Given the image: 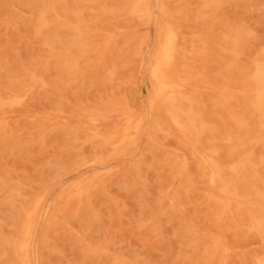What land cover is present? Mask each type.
I'll list each match as a JSON object with an SVG mask.
<instances>
[{"label": "rangeland", "instance_id": "rangeland-1", "mask_svg": "<svg viewBox=\"0 0 264 264\" xmlns=\"http://www.w3.org/2000/svg\"><path fill=\"white\" fill-rule=\"evenodd\" d=\"M30 1L27 2V0H0V61H1V63H0V79L1 78L3 79V80H0V83L4 82V84H5L4 85L5 87L2 86V84H0V88H2V90L0 89L1 92H2V93L0 92L1 93L0 95L7 100L10 97L9 94L10 93H12V94L14 93V91L12 90L13 88H14V90L16 92L17 90H20L23 87L25 82H21L22 83V87H21V85H19L20 84L19 81H22V80L26 81L25 79H27L29 77L28 75H30V74H28L29 72L33 73V72H37L38 71L37 73H40L41 69L44 67V69L42 70L43 72H41V75L45 74L44 71H46L47 68L49 69V66H50L51 63H52L53 66L51 65L52 67L50 66V68H51V70L53 68L54 69L52 71H50V69H49L48 72H50V73L52 72V74H49L47 72L46 73V75L48 74L47 76H50V78L52 79V77L55 75L54 76V81H55V77L57 76V74H59V75L56 77V80L60 79L61 76H63V74L65 76H63L64 77L63 79L61 78L62 79L61 81H64V82H61L60 80H58L59 83L57 82V85L60 84L59 87H61V88H59L56 85L58 87L57 88L55 86V82L56 81L54 82L53 79L50 80V78H49L48 80H46V82L47 81L49 82L47 84V86H46V87H49L48 90H46L47 89L46 87L39 88V89L37 88L35 90L36 91L38 90V91L36 92L34 90L36 93L33 91L34 94L31 93V96L28 97L30 100L26 99L25 100L26 102L25 101L23 102L25 104V106L27 105V102H29V104L27 105L28 107L27 106L26 107H27L28 110H30L29 107H31L30 112L32 111V109H35V110L32 111V115H31L30 112L28 113V110L23 107L24 104H22V106L20 105L21 107L19 106L16 109L14 108V106H9V107L4 106L2 109H5L7 107L6 110H5V113L7 111L6 114L4 113V111H2L0 109V111H1L0 114L1 115H2V113L4 114V116L2 115L3 117L0 115V118L2 117L1 118L2 120L4 119V117H5V119H7L6 120V122H7L6 125H8V126L6 127L7 128L6 131L10 132V133H8L9 135H5V134H7L6 131L1 129L0 137H2V138H0V141H3V142L6 141V137H3V134H2L3 132H4V136H7V140H8L7 141L8 143L6 142L7 144H9V143L11 144V142H14L15 138H16V144H15V142L13 144H11L12 147H11V145H7L6 143L0 142V145H2V144H4V145L6 144L7 145V146L6 145L5 146L2 145L3 148L0 146L1 147L0 148V235H1L0 236V241H1V239H5V240H3L5 242L1 241L0 244L2 243L4 245V244L7 243V241L10 243L9 245L7 243L8 246L4 245L6 247H4L2 244L0 245V255L2 254L0 256V264H16V261H17V264H20L18 262L17 258H16L15 252L13 251V248H12L11 244H12V242H14V239L18 235V231L20 229L19 227L21 225V218L23 217V214H24L23 213L24 209L27 206L31 205L32 202H33L32 200H34V198H36L37 196L42 197L41 198L42 204L40 203L41 204L39 206L40 208L37 209L39 212L36 213L37 217L35 216L38 222H37V225L35 226L36 228H35V232H34L32 243H31V247H30L31 248V252H30V260L31 261H30V264H99L98 261L102 262L101 264H112V263L113 264H130L132 262H133L132 264H142V263L143 264H185L187 262L190 263V264H193V263L194 264H198V263L202 264V258L205 259V260H203V264H205V263L206 264H215L217 262H218L217 264H220V263L221 264L222 263L223 264H246L247 258L249 257V255H251L254 252H257L259 249L262 250V247L257 242L256 238H254V236L252 234L250 236L247 235L249 238L245 237L247 232L245 231V229L242 232L243 228H241L240 227L241 225H239L241 223V220L239 221V219L237 220V219L225 218V220H227V221H225L224 219H221V220L217 221L215 219V217L213 216V212L211 211L212 209H211V206H210L211 203L209 202L208 199H209V196H211L210 194L217 195L218 192H216L217 189L211 187L207 183L204 174L202 176L200 175L202 173L201 171L199 172V170H198V169L202 170V168H199L200 165L197 162H196L197 165L194 163V161H198L196 155L199 153V151H196V147L195 146L193 148V145H192L191 142L193 141L194 145H196L195 144L196 141H194V139H191L192 136L190 137V135H192L191 133H194L195 131L194 132H191L192 130L189 131V132L186 131L187 133L186 132H178V131H180L179 128L177 126H175L174 124H173L174 126L171 125V122L168 119V117L163 119V117H165V114L162 112L163 111L162 107H157L158 109L157 108L155 109V112H156L155 115H153L155 112L151 113L152 109H150V107L148 105V99H149V95L151 93V87L148 84V77H149L148 76L149 75L148 70H149V65H150V62H151L150 58L152 57V48H151L152 47V43L155 42V33H156L155 27L152 25L151 28H149L151 32L150 33L148 32V34H145V33H147V30L145 28L146 25H145L144 22H140V24L141 23L144 24V27H141V28H140V26H139V28L136 27L139 24V20L136 17H134L133 15L131 16V14H129V12L126 13L127 15L125 14L127 9L125 10L124 8H127V7L125 5V1H123V0L122 1L118 0L119 3H118L117 0L116 1L112 0L113 1L112 3H110L111 2L110 0H109L110 2L109 1L105 2V0H100V1L99 0H97V1L95 0L94 2H96V6L99 7V9H97V7L95 8L93 6V5H95V3L93 4L92 0H87L85 2H84V0H77V2L75 0L74 1V3H75L74 6L72 5V4H74L72 2L73 0H71V4L68 3L69 1L65 0L66 3H64L65 1L62 0L63 1V5H62L63 9H61V7H59V5L61 6V4H62V2H59L61 0H59V1L57 0V3L55 2L56 0L55 1L54 0H50V1L46 0L47 2L50 3V5L48 3V5L50 7H52L54 5L55 8L56 7L59 8V9L56 8L58 11L61 9L60 11H62V12L59 15L61 17L65 13V15H64L65 18L63 16V17H61V20H63V21L59 20V22L62 24L61 25L59 23L61 25V27H62L61 28L58 25V22L56 21L53 12L48 10V12H46V14H45L46 18H44V19H46L48 21V24H47V21H45L46 23H44L43 24L44 26L42 25L43 26L42 27V26H40L41 19H39V21H38V18H40V15H41L40 7H42V4H41L42 2L40 0H38V1L33 0L31 2ZM79 1L80 2L83 1V2L80 3ZM89 1H90L91 4L89 3ZM151 1L153 2V3L151 2L152 5H153V11H154L155 14H157V5L159 4V2H158L159 0H151ZM164 1H165L166 5L169 7V9L170 10L172 9V11H175L176 13H177L178 10L184 9L183 11L179 12V13H181V15L179 13L175 14L176 16H178V15L180 16V17L178 16L179 17V23H180L179 25H181V27H185L187 33L189 31V33H188L189 37H188V36H186L187 33L183 32V31H185L184 28H181L182 34H183V36L184 35L185 36L181 39V45H182L181 47H182V49H181L180 64H181V67L183 66L182 69L184 68L185 70H183L184 71L183 72L182 69H181L182 72H180V73H181L182 76L188 77L189 85L191 86V87L189 86V88L191 90L195 91L194 94H195V97L197 99V101L194 104L195 110L197 112L201 113V116L203 115L202 119L206 118L205 122L206 123L209 122L207 124L208 125L210 124V126L212 127L211 128L209 126L210 129H212L210 131L211 134L214 133V134H212L213 137L210 134V137H211L210 138L208 133H207L208 137L204 136L203 135L204 133L201 134L202 137H200V135H198L195 132V134H193V135L195 136V138H198L196 140L198 141L197 143H199L198 146L197 145L196 146H197V148H199V145L202 144V147H204V148L203 149L199 148V149L203 150L202 152H204L205 145L203 143L206 142V146H207V142H208L209 143V146H207L208 148H216L217 147V149L220 150V154L222 156H223L222 153H224V158L221 157L223 161L231 160L233 158H230V156L234 157L235 154L237 153V151L235 150L234 141H232V143H230L229 141L231 139L232 140L234 139L233 136H237L239 134V130L236 127V125H233L232 122H231L232 124L230 123V121H229L230 120V118H229V114L230 113L233 114V112L238 108L237 110L239 112H241V110H242V112L245 111V114L244 113H237V110H236V114L234 113L235 115L238 114L243 119H244V117H243L244 115L246 116V119L249 118L250 116L253 117L252 120L250 119L251 117L249 118V120L251 122H253V124L250 121H248V122H249V124L251 123L250 126L253 127V128H251V127L250 128L252 129L251 132L252 133L254 132V136H253V134L251 132H248L247 134L246 133L243 134V133L240 132L244 136H242L241 134H240L241 136L239 135L240 137H243L244 140L247 139L245 141V143L247 145H250L249 143H251L250 146H253L254 145L253 143L255 142L256 137H258V139H259L260 135L264 136V135H262L263 131L260 129V126L258 127L260 129V131H259L258 128H255L257 125H259V123H257V122L260 121V118L258 119V116L257 117L256 116H252V115H254L253 109L251 111V108H253V107H251L252 106V98L253 97L252 98L250 97L251 101H249V98H248L251 95L253 96L254 95L253 91H255V90H253V86H252L253 83L252 84L250 83L251 82L250 79L252 80L253 73L255 71L254 67H256L255 65L257 64V62H258V64H261L262 60H263V56H261L260 54L262 53V55H263V51H264V44L263 45L261 44L262 42L264 43V12H261V10L264 11V2H263L264 0L263 1L260 0L259 2H257L258 0H250V2H249V0H245V1L242 0L244 3L242 1L240 2V0H237L238 2L235 1V0H233V1H231V0L230 1L219 0V1H221V3L217 2L218 0L216 2H214L215 0H213V3H212L211 0H209L210 2H208V0H207V2L209 4L206 7H210L211 6V8H210L211 11H208V9L204 5L206 3L204 1H206V0H203V1L197 0L196 1L197 3H195V0H191V2L194 1L192 3L190 1L188 3V0H184V1L183 0H164ZM222 1H224V2L222 3ZM251 1H252V3H251ZM253 1H254V3L255 2L259 3L260 7L257 6L258 4L256 5L257 8L254 7L255 4L253 3ZM33 2H38V4H40L38 6V4L35 5L36 3H34V5L36 7H38V8H35V6L33 5ZM39 2H41V3H39ZM53 2L56 3V4H54ZM98 2H100V3H98ZM123 2H124V5H123ZM239 2L242 3V4H239ZM26 3L27 4L30 3V4H28V6H27ZM59 3H61V4H59ZM67 3L69 4L68 6H67ZM86 3H87V6H86ZM113 3H115V4H113ZM190 3L192 5H193V3H195V5H197V6H195V5H193V6L197 7V9H195V7L193 8V6H190L191 5ZM211 3H212V5H210ZM217 3L221 4V6H223V7L220 8L219 7L220 5L217 4ZM245 3L247 5L246 8H248V10L249 9L252 10L253 13H252V11L250 13V10L248 11V10H246L244 8L245 7L244 6ZM247 3H249V5ZM79 4H82L83 7L81 5H79ZM103 4H105V6H101ZM188 4H189V6H188ZM201 4H203L204 7ZM262 4H263V6H262ZM30 5H31V7H30ZM55 5H57V6H55ZM64 5L67 6V8ZM70 5L73 6V8L70 7ZM115 5H117L116 6L117 9L115 8ZM200 5H201V7H199ZM252 5H254V6L252 7ZM78 6H79V8H78ZM80 6H81V8H83L82 10H85V11H83V13H84L83 19L84 18L85 19L82 21L84 23V26H86V25L89 26L88 24L91 25L90 28L88 27L89 28V30H88L87 26L83 28L82 27L83 24L80 23V24H82V25L79 26L80 30L82 31V33H81L82 35L81 36L85 37V35H87L86 37L90 36L89 38H91V34H92L91 41L90 40L89 41L86 40L87 39L86 37H85L86 39L82 37V40L80 41L81 38H79V40H78V38H77L78 36H75L74 33H71V35H73V37H71L69 32H73V31H71V30L67 31L68 29L63 26V24L65 23L66 20L68 21L69 19H71V17H69L68 14L70 16L72 15V18L74 19L73 10L76 7L78 9H80ZM186 6L191 8L192 12H190L191 9L189 10V8H188V10H189V12H188ZM28 7H29V9H28ZM91 7H94V9H92ZM103 7L105 8V10H107V13H106V11H104ZM122 7H123V9H121V10L125 11L124 13L122 11H120V9H118V8H122ZM198 7L200 8V11L204 10L206 8L204 10L205 12L207 10V13L208 12L210 14L212 13L211 15L208 13L209 14V15L207 14L208 17L212 16L213 18L211 17V19H209L206 16L205 12L201 11L202 13H200L198 11ZM218 7H219L220 10L217 9ZM251 7H252V9H251ZM213 8H215V9H213ZM31 9H32V12H31ZM35 9L37 10V14H40L39 16L38 15L36 16L37 18L35 17V15H36V12H35L36 10ZM67 9H69L71 11V12L68 11V14H66L67 13V11H66ZM253 9H256L255 13H254L255 10H253ZM257 9L258 10L261 9V10L258 11ZM38 10H40V11H38ZM87 10H88L89 13L86 12ZM99 10L101 12H98ZM193 10H195V11H193ZM216 10H218V12L220 11L219 14H221L218 17H217L218 12ZM92 11H94V12H92ZM90 12H92L93 14L94 13L95 14H97V13L98 14L99 13L105 14L106 13L105 17L108 20H105L104 16L101 15V14L100 15H101V17L103 16L102 18H103L104 21L102 20V18H100V16H98V14L96 15L98 20H96L97 18L96 17L94 18L95 15L92 16L93 14L90 13ZM195 12H199L200 16H197L198 13L196 14ZM32 13H34V14H32ZM47 13H49L50 15L49 14L47 15ZM51 13H52V16H51ZM62 13H63V15H62ZM191 13H193V14H191ZM203 13L205 15L204 17L201 16ZM31 14L34 16L33 18H36V19H32L31 18L32 17ZM122 14H125L126 16H128V18L126 17V18H124L125 20L124 19L122 20V17H125V15H122ZM90 15L95 19V21L93 23H91V22L94 19H92ZM115 15H116V17H114ZM189 15H191V16H189ZM87 16L90 17V19L87 18ZM117 16H119V17H117ZM215 16L218 19L215 18ZM220 16H221V18L223 17L222 18L223 20L221 18H219ZM67 17H68V19H67ZM189 17L191 19H188ZM48 18H50V19H48ZM51 18H52V21H50ZM63 18L66 19V20H64ZM86 18H87V20L88 19L89 20L92 19L91 22H89V23L87 22L88 23L87 24L86 23V21H87ZM206 18H207V20H206ZM214 18L217 19L218 22H220V23L214 21L215 20ZM73 19H71L69 21H75ZM99 19H100V21H99ZM203 19H205V20H203ZM27 20H29L30 22L27 21ZM31 20H34V21L37 20L38 22L37 21L36 22L38 23L39 26H37L36 22L31 21ZM132 20H133V23H131ZM201 20H203V21H201ZM137 21H138V23H137ZM193 21L195 23H197V25H195V23ZM210 21H211V25H207V26H211V27H209V28H211L209 30V28H207L205 22L208 23ZM212 21L214 22L213 25H212ZM224 21H225V23H224ZM28 22H29V24H28ZM51 22H52L53 26L50 24ZM53 22H56V23H53ZM187 22H189V23H187ZM226 22H230V24L226 23ZM31 23H33V24L31 25ZM185 23H187V27H186ZM233 23H234V25H233ZM241 23H243L244 25L241 24ZM46 24L47 25L50 24L52 29L47 28L48 26ZM55 24H57L58 27H60L61 29H58L57 25L55 27ZM142 24H141V26H143ZM208 24H210V23H208ZM221 24L224 27L228 28L229 30L232 29L231 33H230L231 34L230 36H229V33H228L229 30L228 29L227 30L223 29L222 28L223 26ZM231 24L233 26H229ZM235 24H236V26H235ZM29 26L31 27V30H30ZM33 26H34V28H36V29H34L36 31L37 30H41L43 28V30L39 31V32H40V34L42 33L41 36H44V39L41 40L42 37L39 36L40 35V34H38L39 32L37 33L36 31L34 32V30H32ZM195 26H197V27L194 28ZM212 26H213V28H212ZM240 26L241 27L242 26L243 27L247 26L246 28L247 29L249 28L251 31L249 29L247 31L246 28H244V30H242L243 29V27H242V29L239 32ZM28 28H29V30H28ZM128 28L129 29L130 28L133 29V31L129 30ZM214 28H215V31L213 30ZM63 29H65L68 32L69 36L67 35V32L64 31ZM107 29L109 31L112 30L111 32H113V33L107 32ZM134 29H135V31H134ZM199 29H202V30H199ZM50 30H52L51 31L52 33L49 32ZM56 30H59L60 32L57 31L56 33H53ZM83 30H84V32H83ZM87 30L89 32H87ZM126 30L128 32L129 31H131V32L127 33ZM212 30H213V32H216V33H213ZM224 30H225V32L228 31L227 32L228 35L224 32ZM32 31L34 32V34H33ZM114 31H115V33H114ZM209 31H210V34H209ZM219 31H221V32L218 34L217 32H219ZM242 31L243 32L245 31L246 34H244ZM249 31L252 32L253 34L249 33ZM134 32H136V33H134ZM141 32H143V33L141 35H139ZM206 32H208V33H206ZM238 32L240 34L243 33L246 37H243L244 35H239ZM247 32L249 34H247ZM36 33L38 34V37L36 36L37 35ZM43 33H45V34H43ZM49 33H51V38H49L50 37V35H48ZM58 33H60L61 35L58 34ZM83 33H85V34L83 35ZM88 33H90V34L88 35ZM234 33H237L236 35L239 36L238 39H241L244 42L243 38H245L246 41H248V42L245 41L246 43H244V45H243V42L240 40V43H238L239 45H237L236 42L237 41L239 42V40H235V38L237 39L238 36H236ZM53 34L57 35L56 37H54V39L52 38ZM64 34H66L68 37H71V38H73L75 40H78L80 42H78V44H77L73 39L67 38L66 35L64 36ZM135 34H137V36ZM205 34H209V35H205ZM225 34H226L227 39H225L226 37H224ZM250 34H252L253 36L250 35ZM45 35H47V36H45ZM247 35H248V37H249V35L252 36L254 39L252 38V40H251V37H249L250 41L247 40L248 39ZM61 36L65 37L67 39L66 43H65L66 39H64V40L61 39V38H63ZM81 36H79V37H81ZM135 36L138 37L139 39L136 40L137 39L136 38L135 41H133ZM228 36H229L230 39L228 38ZM39 37H41V38H39ZM46 37H48L49 39H47ZM57 37H59V41H57L58 44L55 43L56 40H58ZM140 37H144V38H140ZM185 37L187 39H185ZM223 37H224V39H223ZM240 37H242V38H240ZM100 38L103 39V40H106V41H104L105 44L103 43V41H100L101 40ZM213 38H215V39H213ZM232 38H233V40L235 42L234 43L235 44L234 45L235 48H232V47H234L233 44L231 43V42H233ZM60 39H61V41H60ZM69 39H71L70 42L72 41L71 42V43H73L72 45L75 44L76 48L77 47L80 48L81 46L83 48V46H84V48H86V49L84 50V49L80 48L81 49V51H80V49L77 48L78 49L77 50L74 46L73 47L76 50L73 47L69 48L68 45H71V43L69 44V41H68ZM83 39H85V40H83ZM143 39H144V41H143ZM222 39L224 40V42H228L230 44H228V43L221 44V43H223ZM45 40H46L47 43H43V42H45ZM51 40L52 41L55 40V41L52 42ZM62 40L64 41V44H61L63 42ZM141 40H142V42H141ZM226 40H228V41H226ZM229 40H230V42H229ZM255 40H256V42H255ZM130 41H133L134 43L137 42L136 43L137 45L134 44L133 42L129 43ZM138 41L140 43H142L143 45H145V46L144 47H143V45L141 46L138 43ZM145 41H147V42H145ZM39 42H40V44H39ZM59 42H61V43H59ZM87 42H89V49L90 50L87 49L88 46H85ZM107 42H108V45H111L110 43H112L113 47L111 46V47L107 48ZM217 42H218V44H217ZM252 42H253V44H252ZM81 43L85 44V45H82ZM90 43H91V45H90ZM100 43L101 44L103 43L102 46H100ZM219 43H220L221 46H218ZM247 43H249V44H247ZM258 43H259V45H258ZM43 44H46L48 46L45 45V48H44ZM66 44H67V46H66ZM76 44H77V46H76ZM130 44H134V46L132 45V48H131ZM210 44H213L215 46L210 45ZM40 45H41V47H40ZM49 45L52 47V52H51V47ZM56 45H57V47H56ZM61 45H63V46H61ZM105 45H106V47L104 48L103 46H105ZM138 45H140V47H142V48L140 49V47ZM227 45H231V46H229L231 48L228 47L229 48L228 49L226 47ZM248 45H250V47H248ZM99 46L101 48L103 47V49H101V48L99 49ZM209 46H210L211 49L208 48ZM239 46L241 47V50H243V51L246 50L247 52L241 51ZM243 46H245L246 48L248 47V48L246 49ZM252 46L254 48H256L257 50L256 49L253 50ZM39 47H40V49H39ZM46 47L48 48L47 49L48 52L46 51ZM58 47H60V48H58ZM62 47H63V49H61ZM64 47L66 48V51L64 50ZM223 47L224 48L226 47V48L224 49ZM242 47L244 49H242ZM119 48L121 49L120 52L118 51ZM133 48H134V50H132ZM136 48L137 49L139 48L138 52H140V53H138L136 51ZM219 48L220 49L223 48L222 52L225 51V52H227V54L225 52L222 53ZM261 48H262V50H261ZM41 49H42V51H41ZM56 49L58 50V52L59 51H63L62 54H64V52L65 53L67 52V54H64V55H66L65 56L66 58L63 59L64 55H62V54H61L62 56H59L60 52L58 53L56 51ZM67 49L68 50L69 49H72V50L74 49L75 52L73 51V53L71 52L72 53L71 54L70 51H72V50L68 51ZM104 49H106L108 51H106ZM127 49L129 51L132 50L131 54L134 53V52L138 53L139 57H138L137 54H136L137 56L134 57L135 56V53H134L133 54L134 56L132 57V59H130L132 55L130 56V52ZM216 49L220 50V51L218 52ZM226 49H228V51H226ZM53 50H54V52H53ZM99 50H100V52H99ZM229 50L230 51L232 50V53H230ZM44 51L46 52V54L44 53ZM86 51H89V52L86 53L85 57L84 56L83 57L78 56V57H80L78 59L75 57V56L78 55L79 52H82V55H83V53L86 52ZM101 51L103 52L104 56H107V57H105L106 58L105 61H104V59H102L103 55H102ZM105 51L106 52L110 51V53L107 54ZM249 51H251V53H249ZM50 52H51V54L52 53H55V54L57 53V55L59 54L58 55L59 57L57 55H53L54 57L51 56V58H50V56H48V55H51V54H48ZM217 52L219 54H217ZM233 52H235V53H233ZM236 52H237V54H236ZM252 52H253V54H252ZM259 52H260V54H258ZM36 53H40L41 56L40 55L38 56ZM74 53L76 54L74 56V58L73 57L70 58L71 56L74 55ZM104 53H106V54H104ZM127 53H129V54L127 55ZM241 53H242V55H241ZM246 53H247V55H246ZM230 54H233V56L232 55L230 56ZM43 55H46V56H43ZM80 55H81V53H80ZM206 55L207 56L211 55V56L207 57V59H205ZM221 55L222 56L224 55L225 58L222 57ZM258 55H260L262 58L259 56L261 58V59H259ZM5 56L9 60L4 58ZM35 56L37 57V58H35V61H36V63L38 65L35 64V61L34 62L32 61V60H34L33 58ZM218 56H219V59L217 58ZM220 56H221V58H220ZM227 56H228V59L230 58L229 60L227 59ZM241 56H242V58H241ZM2 57H3V59H1ZM29 57L32 58V59H30ZM40 57H42V58H40ZM67 57H69V58H67ZM237 57H239V59ZM45 58H48L49 59L48 61H50L51 63L48 64L47 61L45 60ZM52 58H61L62 60L61 59L52 60ZM100 58H101V60H100ZM190 58H192L194 60H191ZM198 58H199V60H202L200 64L196 63V62H200L199 60H197ZM212 58H214L216 61L213 59L214 62H212ZM66 59H69L68 61H72V60L73 61H78L79 60L77 62V64L79 63L80 67L78 68L77 65H76V67H74L75 70L73 69L74 71H72V70L67 71L68 69L65 67L66 64L65 65H63L64 63L61 64V62L62 61L65 62ZM43 60H45V62L47 64V65L45 64L47 66L46 70H45V66L44 65L39 66L41 63L42 64L44 63ZM217 60H218V62L219 61L220 62L217 63ZM233 60H235V61H233ZM242 60L243 61L247 60L248 61L247 64L251 63L252 66H250V64L247 65L246 62L244 61L243 63L247 65V67L244 68V66H246V65H244L242 63ZM2 61H4V62H2ZM57 61H59V63ZM102 61H104L105 63L102 62ZM208 61L210 63H206L205 64V62H208ZM239 61H240V63H239L240 66L242 65L243 67L242 66L240 67L239 64H238V68H237V63ZM250 61H252V62H250ZM30 62H31V64H30ZM139 62H140V65H139ZM4 63H5V65H3ZM8 63L12 66V69L14 70V72L17 71V72H15L16 74L14 73L15 74L14 76L10 75V77H8V75L10 73L13 74L11 66L9 65L8 68L6 66V65H8ZM14 63H16V64H14ZM33 64H34V66L36 65L35 68H34ZM54 64L57 66V69H58V65L61 64L63 66H61V65L60 66L62 68H65L66 70L64 71V69H62L63 72L61 71V68H60V70L59 69L55 70L56 67H54L55 66ZM194 64H196V65H194ZM17 65H18V68H16ZM234 65H235V67L238 70L235 69ZM13 66H16L15 69H14ZM32 66H33L34 69L31 70ZM37 66H39L40 68L37 67ZM210 66H213V67L216 66L214 68L215 70L213 69V67H210ZM224 66H225L226 69H224ZM248 66H250L251 68L248 67ZM23 67H25V68L23 69ZM229 67H230V69H229ZM231 67H233V70L231 69ZM5 68L7 70L11 69V70H8V71H11V72L8 73L6 70H4ZM36 68H37V71H36ZM77 68H78V71H76ZM138 68H139V70H138ZM197 68H198V70H201V71H198ZM210 68H212V69H210ZM16 69H18V70H16ZM22 69L24 70L23 72H22ZM207 70H209V71H207ZM216 70H218L219 72L216 71ZM224 70H225V72H224ZM229 70L231 71L230 72L231 74L228 72ZM243 70L246 72L245 74L240 73V72H243ZM55 71H58V72L60 71L62 74H60V72L57 73ZM66 71H67V74H65ZM205 71H207L208 73H206ZM248 71L250 73H248ZM1 72L3 74L6 72L7 76L1 74ZM70 72H71L72 80L68 79V82L70 81L72 83L69 82V84H68V82L66 81L67 80L66 76L68 75V77H70ZM110 72H111L112 75L110 74ZM223 72H224V74L229 73V75H225L224 76ZM18 73H19V77H17ZM76 73H78V74L76 75ZM107 73L110 74L111 76H114L115 78L114 77L110 78L111 76L110 75L108 76ZM24 74L27 75V78H26V75L24 76ZM113 74H115V75H113ZM232 74H234V75H232ZM237 74H239L241 76V78H239L241 80H242V78L244 79V77H246L245 80H243V81H246V80L249 79L250 82L249 81L245 82L247 84V86H248L247 88L243 87L245 85L244 82L240 81L242 85L240 84V82H237V81H239L236 78L237 76L239 77V75H237ZM248 74L249 75L252 74L251 75L252 78ZM2 75H3V77H2ZM46 75H44L45 76L44 79L48 78ZM51 75H52V77H51ZM243 75H245V76H243ZM246 75L248 77H250V78H248ZM12 76H13V78H12ZM75 76H78L79 80L77 78L75 79L74 78ZM107 76L110 78V80H109V78L107 79ZM192 76H194V77H192ZM211 76L214 77L215 80H213V78ZM220 76H221V78H220ZM230 76H232V77H230ZM192 78H194V80ZM201 78H203L202 79L203 81L201 80ZM232 78H234V79H232ZM4 79H7V80H4ZM19 79H21V80H19ZM74 79H75L76 82L73 81ZM111 79H114V80H112V83L110 84ZM222 79H225V80H223V82H222L221 81ZM108 80H109V82H108ZM233 80H235L236 82L233 81ZM5 81L8 84L5 83ZM50 81H51V83L53 85L50 83ZM194 81L196 83H198L200 86L196 85V83H194ZM218 81H219V83L221 82V84H219L221 86L223 85L222 83H224V82H226V83H227V81L231 82V83H229V85H227L228 83L227 84L225 83L226 87L230 86V88L228 89V87H227L228 90L227 89L224 90L226 88L225 85H223L224 88L223 87L220 88L221 86L218 87L219 86L218 85ZM10 83H11L12 87L14 86L13 88H10L11 87V86H9ZM12 83L14 85H12ZM61 83H66L67 85L66 84L62 85ZM232 83H233V85L235 84V86H236V84L241 85V87H243L244 89L242 90L241 87L238 88L237 87L238 85L236 87H233V85H231ZM17 84L19 85V87L15 86ZM48 85H50V86H48ZM250 85L252 86V88H250L251 87ZM6 86L8 87V89H6L7 88ZM231 86H232V88H231ZM50 87H51V89H50ZM202 87H204V88H202ZM199 88L202 89V91H200ZM245 88H246L247 92H251V91L252 92L251 93H247ZM58 89H60L61 92ZM235 89L237 91H239L240 89L241 90H240V92H237V94H236V90ZM3 90L6 91L7 95H6L5 91H3ZM42 90H43V93L41 92ZM49 90L51 91L50 93H49ZM211 90L212 91L214 90V91L212 92ZM229 90H232V91H230L231 98H230L229 92H227ZM9 91H11V92H9ZM55 91L58 94L57 97L61 96L60 98L57 99V97H55L53 95V94L56 95ZM57 91H59V93ZM242 91H243L244 95H245V92H246L249 96L246 95L248 97L245 96V98H244V95L242 94ZM8 92H9V94H8ZM216 92H221V94L220 93H219L220 95L216 94ZM234 92H235L236 95H238V94L239 95H241V94L243 95V97L240 96L239 100L243 99V101H245L246 98L248 99V101L250 103L247 102V100H246L247 103L245 102L246 106H247V104H249V106L246 107L247 109L249 107H251L250 109H248V111H247V109L243 111V109H245L244 108L245 107V103L242 100H241L242 102L237 100L238 101V103H237L236 100H235L236 98H235L234 99L235 103H233L232 99L236 96V95H234ZM60 93H62V95H60ZM110 93H112V94L110 95ZM114 93H115V95L113 96L114 98H112L111 96ZM2 94H5V95L3 96ZM107 94L110 95L111 98ZM124 94H126L127 96L126 95L124 96ZM232 94H233V97H232ZM223 95H227V96L229 95L228 96L229 97L228 100H232V101H230V102L228 101V104L229 103L231 104V102H232L235 105H233L232 107L229 105L230 109H229V107H228V109L230 111L228 109L225 110V111L223 110V112H225L227 114V116L224 113L223 114L221 113L220 116H217L216 114L218 112L219 113L221 112L218 108L220 106H222V103L225 100V98L223 99V97H225ZM239 95H238V97H239ZM203 96H205V98H207L206 101L203 98ZM31 97L33 98L32 100H31ZM108 97L110 98V102L107 100V99H109ZM124 98H125V100H124ZM216 98H218V99H216ZM111 99H113V101H115V103H117V106L114 105L115 103H113L111 101ZM115 99H117V100H115ZM129 99H130V102H129ZM58 101H60V102L58 103ZM118 101H121V106H119L120 103ZM108 102H109V104H108ZM204 102H207V103H204ZM99 103L101 104L102 107L103 106H107V105H109V106L108 107H104L103 109H102V107H100V109H99V106H100ZM136 103H138L139 105L136 104ZM142 103H143V105H141ZM242 103H243L244 107H242L243 106ZM103 104H105V105H103ZM219 104H221V105H219ZM238 104H239V107L237 106ZM240 104L242 105L241 107H240ZM57 105H59V108L57 107ZM111 105H113V106H111ZM129 105L131 107H129ZM208 105H209V107H208ZM135 106H137V107H135ZM139 106H140V108H143V109H146V107L148 108L147 113H146L147 114V120H146L147 129H146V131H144L142 136L138 138L139 140L135 139L133 141L134 144L131 143V144H125L123 146H117L115 150H111L113 148V146H114V145H111V142H109V141L106 142L107 144H105V146H104L105 142L103 141V139H102V141L101 140L98 141L99 139H101L104 136L106 138L110 137V136L111 137H114V136L117 137L116 135H119L121 133V130H123V127H124V126H121V125H124L125 117L123 119L124 122H120V120H118V119H122L123 118V116H124L123 110L124 109L127 110L128 108L130 110H134L135 108H138ZM10 107L11 108L13 107V110L15 109V112L16 111L17 112L22 111V112H19V114L22 113L20 115H21V117L23 119L25 118L24 119L25 121L22 120L21 117L19 118V114H18V117H17V112H16L17 119L16 118L13 119V117L11 115H10L11 116L10 117L9 114H8L9 110H11ZM15 107H17V106H15ZM95 107H98V108L96 109ZM112 107H115V110L112 109V111H111L109 109V108H112ZM132 107H133V109H131ZM215 107H217V108H215ZM233 107H234V109H233ZM20 108H24V110L25 111L27 110V112L24 113L25 111L23 112V109L20 110ZM55 108H58V110L62 109L61 111H63V112L59 113L60 110L59 111L57 110L58 112H56ZM120 108L121 109L123 108V110H121ZM202 108H203V111H202ZM7 109H9V110H7ZM17 109H19V111ZM82 109L87 110L88 113H91V111H92V113H95L96 111H98V112L100 111L101 113L100 112L99 113L102 114V115H100L97 112L94 115L97 114V116L99 115V117L101 119L104 118V120L97 121V122H101V123H99V125L97 124L98 125V127H97V125L95 124L96 121L93 122V120L95 118L96 119L98 118V120H99L100 118L97 117V116H94L92 113H91V115H93V116L88 115V113L85 110H83V111H85L84 114H87V116L84 115V114H81V113H83ZM94 109H96V111ZM116 109H120V111L123 112V114L119 110L117 111ZM139 109H137V110L135 109V111H133V112L130 111V113L131 112L132 113L135 112V113H137V116H138L140 114V112H141V111H139V114H138V110ZM212 109H214V111H215V109H217L213 113L214 115L211 113V112H213ZM13 110H12L13 113L11 111L9 113L10 114H14L15 112ZM37 110H39L38 114L41 115L40 117L36 114ZM54 110H55L56 113L53 112ZM159 110H160V112H159ZM40 111L41 112L44 111V112H42L40 114ZM75 111H77V112L74 113ZM108 111L109 112L111 111L113 114H111V112L109 113ZM115 111L119 112L121 114L122 118L119 117L120 114L118 113L119 115L117 114L118 115V117H117L118 119H117L116 115H115V113H116ZM249 111H251V112H249ZM33 112H36V113H33ZM46 112H49V114L52 113L53 115H51V114L49 115ZM78 112H80V116L83 115V118L81 116V118L83 120V121H81L82 123H80V118H77V119L74 118V117L78 116V114H79ZM103 112L104 113L108 112L109 114L108 113L104 114ZM157 112L161 113L160 115H162V117H159V114ZM23 113L25 115L28 113L30 116L27 114L28 117L26 116L27 117L26 118ZM57 113H59V115H57ZM72 113H74L75 115H73ZM208 113L209 114L211 113L212 116L216 115L215 117L217 119H218V117H220V118L222 117L221 120H219V127L217 126V122H218L217 119H216V122H214L213 120H215L214 119L215 117H212L211 114H210L211 119L213 118L212 120H210V116H208L209 115ZM249 113H251V114L253 113V114L249 115ZM33 114H35V115L33 116ZM46 114H47L48 117L50 116L51 119L50 118L47 119V117L44 116ZM110 114L111 115H115L116 120L113 119L114 116L111 117V119H110V117H109ZM157 114H158V116H157ZM42 115H43V117H42ZM134 115H136V114H134ZM151 115H152V117H151ZM13 116L15 117V115H13ZM207 116L209 118H207ZM247 116H249V117H247ZM41 117H42V119H40ZM108 117H109V119L107 120ZM156 117H158V118H156ZM226 117H228L227 120H225ZM89 118H90V121H87V120H89ZM105 118H106V120H105ZM152 118H155L154 120H156L155 121L156 123H154ZM161 118L163 120H160L161 121V123H160L159 119H161ZM1 119H0V121H1ZM11 119H13L16 122L18 128L15 127L16 126L15 123H12V122H14L13 120L9 121V122L12 123V125L15 128L12 125L10 126V123H8V120H11ZM18 119H21L20 121H22V122H20ZM70 119L71 120H75L76 119L77 121L75 120V122L70 124L71 123ZM222 119H223V121H222ZM17 120L19 122H17ZM78 120H79V122H78ZM150 120H151V122H150ZM165 120H166L165 123L166 124L169 123L171 125V127H169V124L166 125L164 122H162V121H165ZM35 121H37L38 126H37ZM39 121L42 123V125H41V123H39ZM48 121H49V124L47 123ZM67 121H69L70 123L67 122ZM210 121L213 124L216 123L215 127H214V125H212V123ZM224 121H225V123H224ZM228 121H229L230 124L228 123ZM76 122H78L79 124H77ZM89 122L92 124V125L89 124V127L92 128L91 130H90V128H88V126H85V125H87L86 123H89ZM221 122H223V123H221ZM19 123H23V124L21 125ZM43 123H45V124L43 125ZM74 123L76 125H74ZM157 123L159 125L161 124L160 128H159V125ZM254 123L256 125H254ZM34 124H36L35 128L38 127L37 128V132L35 131L36 129L33 128ZM39 124H40V128L41 129L43 127L45 128L48 125V127H46V128H49V129L48 130L47 129L46 130L43 129V132L46 131V132L43 133V135H42V133H40V131L42 132V130L39 131ZM50 124L51 125L53 124V126H51V128L49 126ZM151 124H153V125L156 124V125H154L156 127L152 126ZM162 124H164V125H162ZM220 124L223 127L224 126H228L227 124H229V126H232L231 129L233 127H235L236 130H235V128L232 131H231V129H228L229 131L233 132L231 134L232 135L231 136L229 134L230 132L227 130L228 127L227 128L224 127V130H222V132H224L223 136H225V137H223V136H221L222 132H220L221 131L220 129L222 127V126L220 127ZM24 125H25V127H24ZM69 125H71V128L69 127ZM94 125H96V127ZM150 125L152 127H150ZM165 125H166V127H164L165 129H163V126H165ZM21 126H23L24 129ZM20 127H21V129H20ZM66 127H69V128H66ZM72 127L74 129H76V128H78V129L74 130V129H72ZM153 127L155 129L151 130V128H153ZM174 127L178 128V130L175 131L176 129ZM223 127H222V129H223ZM12 128H13V130H12ZM32 128L34 130H32ZM172 128H173V131L171 130ZM217 128H220V129H218L220 131L217 132L216 131ZM225 128H226L227 132H226ZM19 129H20V131L23 129V131H21L18 135H13L12 134V133L17 134L19 132L18 131ZM99 129L102 130V131L100 132ZM253 129H255V130H253ZM14 130H15V132H14ZM65 130L67 132H69V133L71 132V130H74L73 131L74 134L71 132L74 135V136L72 135V137L76 136L75 138H73L74 140H72V137L70 136L71 133L67 134V132H66V134L68 136L64 133ZM82 130L85 131V134L83 133L84 131L82 132ZM150 130L152 131V133L149 132ZM213 130H214V132H213ZM77 131H80V134L82 133L83 135L78 134ZM112 131H114V132H112ZM236 131H238L237 134H235ZM96 132L99 133L100 136L103 134L102 137H99V139H96L95 137H92V134L94 136ZM63 133H64V135H63ZM174 133L176 134V137L174 136L175 135ZM179 133L180 134L184 133V135L186 134L187 138L184 137V135H181L182 137H184V139L185 138L186 139L185 140H183V138L180 139V134ZM188 133H190V134L188 135ZM217 133H218V136H217ZM249 133L252 134L254 139H251L252 137L250 136L251 134H249ZM147 134H150V135L152 134L153 137L152 136L150 137V135L147 136ZM224 134H226L227 136L229 135L230 140L228 139L229 137L227 138V136L224 135ZM65 135L68 138L71 137V140L66 138ZM196 135H197V137H196ZM245 135H247V136H245ZM13 136H16V137H13ZM90 136L92 137L91 140H90ZM146 136L148 137V139L146 138ZM194 136H193V138H194ZM219 136H221V138H223V139L225 138L224 140H226V138H227L228 142L224 141V140L221 141V142L224 141L227 145H225V143L224 144L221 143V145H217L220 142V140H221V138ZM248 136H249L250 139L248 138ZM8 137L10 138V142H9ZM77 137H78V139H77ZM188 137H190L191 142H190V140L188 141V139H189ZM199 137L201 138V141H204V142H201ZM205 137H207L209 139L206 138V140H204ZM3 138H5V139H3ZM13 138H14V140H13ZM65 138L68 139L69 141H74V142H77V143L79 141V144H81V145H77L75 143L76 145L74 146V144H73L74 142H73L72 144H73L74 147H72V145L70 147L69 145L71 143L69 144L68 140L64 141ZM176 138L179 139L180 143H182V144L186 143V146H188V145L189 146L186 147V146H184V144L183 145L180 144ZM213 138H215L217 140L215 141V139H213ZM87 139L89 140V142H85ZM151 139H153V140H151ZM218 139H220V140L218 141ZM80 140H84V141L80 142ZM93 140H97V142H94ZM91 141L93 142V144H92ZM150 141H152V142H150ZM185 141H188V142H185ZM209 141L210 142L212 141L211 144L213 142L214 143L210 146V142ZM99 142L100 143L103 142V144L101 143L102 146H100ZM215 142H217V143H215ZM96 143H99V145L94 146V145H96ZM187 143H189V144H187ZM190 143H191V145H190ZM263 143H264V139L262 141V138H261L260 142L255 143L254 149L257 146L256 150L257 151L259 150V152L255 151L256 154L259 155L260 153L264 152V147H263L264 144ZM67 144H68V149L66 147ZM91 145H93L96 149L93 148V146H91ZM98 146L100 147V151L97 150V149H99ZM182 146H184V147H182ZM4 147H6V148H4ZM185 147L187 148V150H186ZM222 147L225 148V149H223ZM70 148H72V149H70ZM189 151L191 152V154H190ZM231 151L234 152V154ZM121 152H124L126 154L124 156H122V155L120 156L119 155L120 158L118 156H116L117 158L115 156H114L115 158L111 156V155H115V154L118 155V153H121ZM226 152H228V154H226ZM193 153H194V155H193ZM200 153H201V151H200ZM230 153H232L233 155L230 154ZM110 156L112 158H110ZM101 157H103L105 159L104 161H106V163L102 162V163H99V166L90 167L89 168L90 172L85 174V175H90L93 171L100 172L98 174H100V175L102 174V175L101 176L98 175V179L91 180L93 182L88 180V183L86 184L85 181H84L83 184L86 185V188H88V190L86 189L87 191L85 190V192H84L85 194L83 193L81 196H79V198H81V199L84 198L82 201H80L78 199V196H76L75 194L73 195V193H72L73 191L71 192V191L65 190V188L68 187V185H70L71 183H73V181H75L76 177H75L74 174L76 173V171H78L77 168L81 167L80 165L82 163L89 162V161H94V160H97V158H101ZM170 160H171V162H169ZM167 161H168V163H166ZM172 162L175 163V164H173ZM176 162H177V164H176ZM164 163L168 167L165 166ZM181 163H182V166H181ZM92 164H94V163H92ZM170 164H172L171 167L169 166ZM177 165L179 166L180 170H179V168H175V167H177ZM194 165H195V167H194ZM115 166H117V167H115ZM173 166H175V167H173ZM187 166H188V168H187ZM105 168H107V169L108 168H111V169L113 168V170L111 172L110 171L111 169H110L107 172L106 171L107 169H105ZM195 168H197L196 170H198L197 171L198 175H200L199 178H198V176L196 177L197 173L195 172L196 171ZM170 169L173 172H177L178 171V173L177 174L176 173L172 174L173 172H171ZM183 170H185V172ZM261 170L264 172V167H261ZM104 171H105V173H104ZM106 172H107V174H106ZM191 177L194 178L193 179L194 183H193V181H191L192 180ZM225 177L226 178H230L231 177V173L229 174L228 172H225ZM99 179L101 180V182H100ZM159 179L161 181H159ZM162 179H163V181H162ZM165 179H167V180H165ZM186 180H187V182H186ZM199 180L200 181L205 180V181H203L205 183H202V182L201 183H197V182H200ZM94 181L96 183H94ZM90 182L93 183V184H91ZM189 183L191 185L187 186V184H189ZM159 184H161V186ZM176 184H177V187L175 186ZM91 185H93V186H91ZM181 185H182V188H181ZM184 185H185V187H184ZM234 185H235V188H236V190H235L236 193H237L236 198L238 199V201L239 200L240 201L243 200L242 202H244V203H246V201H248L247 203L248 204L250 203V206H254L253 203H255V198H254V196H252V194H250L249 189L246 188L244 181H242V180L236 181L234 183ZM193 186L194 187L196 186V187L193 188ZM91 187H92V189H90ZM186 187H189L191 189V191H189L190 189L188 190V188H186ZM43 188H45V190ZM185 188H186V190H185ZM15 189H17V190L15 191ZM211 189H213L214 191L213 190L210 191ZM4 190H5V192H4ZM11 190H13V191H11ZM166 190L168 191V193H167ZM161 191H163V193L165 192L164 193L165 195H163V193ZM196 191L198 192V194H197ZM67 192L70 193V194H68ZM184 192L187 195H189V194L190 195L187 196V195H185ZM7 193H9L10 195L7 194ZM12 193L17 194L18 196L14 195ZM180 193L181 194L184 193V195H181L183 199L180 198L181 197ZM5 195L7 197H5ZM11 195H12V197L15 196L12 199H14L13 201H16V202H12V199L8 198V196L11 198ZM25 195H26V197L23 198ZM31 195H32V197H31ZM83 195H85L86 197L84 196L82 198ZM27 196H29V197H27ZM73 196H75V198ZM173 196H177L175 198H177L178 201L181 202V203L177 202V200L175 198H173ZM30 197H31V200H29ZM43 197H44V199H43ZM70 197H72L71 200H70ZM247 197H250V198L248 199ZM5 198H6V200H5ZM25 199H27L29 201L27 202V200L25 201ZM252 199H254V201ZM7 200H9V201L11 200V201L9 202ZM6 201L9 202V205H11L10 207L12 209H10L9 205H7L8 203H6ZM22 201H24V202H22ZM68 201H69V203H68ZM65 202H67L66 205L64 204ZM71 202L73 204H71ZM156 202H157V204H156ZM11 203H13V204H11ZM25 203H26V205H25ZM53 203H54V206H51V205H53ZM158 203H159V205H158ZM175 203L177 204V206H176ZM20 204H21V207H20L21 211H22V209H23V211L21 212L20 210H18V212H20V213L17 214L18 212L16 211L15 206L17 205L16 207H18L17 209H19ZM251 204H253V205H251ZM74 206H75V208H74ZM172 207H174V208H172ZM153 208H154V210H152ZM72 210L75 211V213ZM148 210L149 211L151 210L150 211V212H152L151 215L156 213L157 216L159 214L160 217L159 216L157 217L156 214H155V215L152 216V218H149V215H150L149 213L150 212H148ZM10 211H11V215H10ZM13 211L14 212L16 211V212L14 213ZM91 211H92V214L96 213L95 215H93V217L91 215ZM66 212H67V214H66ZM72 212L74 213V215H73ZM85 212H87V213H85ZM15 215H17V216H15ZM53 215H55V216H53ZM11 216H13V217H11ZM50 216L53 217V218H51V220L55 219L54 222L57 220V222H55L57 225H54L55 223L52 222V223H54L53 226H52V229H51V226H50L52 224H49L51 222H48V224H47V220L50 218ZM57 217H59L58 219L61 222H59ZM154 217L156 219L157 218H161V219H159L160 223H159V220L158 221H154L155 220ZM17 218L19 219L18 220L19 224L17 223ZM89 218L91 220L88 221L89 223H86V221ZM145 219L147 220V222H149L148 223L149 225L146 224V220ZM152 219H154L153 220L154 222L159 223L157 225L159 230L158 229L153 230V228H154L153 226H155V228H157V226H156V223L153 222L154 225H153V223H151ZM142 220H143V222L141 223ZM177 220L178 221L181 220V223L179 224V222ZM235 220H237V222L239 221L240 223L236 222L237 223L236 224ZM84 221H85V223H84ZM90 221L92 223H90ZM58 222L60 224L62 223L64 225V227H63V225H59ZM186 222H188V223L191 222V223L188 224ZM195 222L197 223V225H199V226L201 225V226H204V227L197 226ZM225 222H227V223H225ZM230 222H231V225H230ZM144 223L146 225H148V226L151 225L152 228H150V227L147 228L148 226L143 225ZM182 223H183V225H184V223H186L185 224L186 226H188V225L190 226L191 225L190 227L188 226V229L190 230L191 233L188 234L189 231L187 230V227L185 225L184 226H178V225H182ZM226 225L230 226L232 233L233 232L237 233L238 231L242 232V233L238 232L237 235L241 234L247 240L245 241L243 239L244 237L243 238H239V236L235 235L234 233L233 234L232 233L229 234L231 232L230 228H228L229 226H227V230L229 229L228 231H230V232L227 235L225 232H228V231L225 230L226 228L223 229L224 227H226ZM47 226H48V228H47ZM237 226L240 227V229L237 228ZM181 227L185 228V229L183 228V232L181 231L182 230ZM206 227H212L213 229L212 228L211 229L210 228L206 229ZM234 227H235V229H233ZM204 228L207 231L203 230ZM215 228L218 229L219 231L216 230ZM43 229L46 230V232L44 231L45 233L43 232ZM50 229L52 230V232H51ZM147 229H149V230H147ZM48 230H50V231H48ZM156 230H158V232L160 231V233L157 234L158 236L160 235L159 237L157 235L154 236V234H155L154 232H157ZM223 230L225 231L224 232L225 235L228 236V240H225L228 243L227 245H226L225 241L222 242L220 240V239H223V240L227 239L226 238L227 236H225L223 234ZM235 230H237V231H235ZM149 231L150 232L153 231V233L152 232L148 233ZM186 231H188V232H186ZM212 231H214V232H212ZM215 231H218L217 234H216ZM244 231H245L246 234L244 233ZM200 232H202L203 234L200 233ZM207 232H210V233H207ZM219 232H220V234L222 233L221 235L219 234L220 237H218V233ZM12 233H14V235ZM185 233H186V235H185ZM192 233L196 234L195 236L194 235L192 236L193 238L190 237ZM248 233L250 234V232H248ZM40 234L42 236H44V237H42ZM187 234L189 236V241L186 240V239H188ZM200 234H201V236H200L201 238L200 237L199 238L201 239L200 241L202 242V244H200V242H198L199 239L197 238ZM208 234H211V235H208ZM243 234H245V235H243ZM12 235L14 237H12ZM181 235L183 236L182 238H181ZM214 235L216 237H218L219 239L215 238ZM229 235H230V237H229ZM231 235H233V236L235 235V237L231 238L232 237ZM2 236H3V238H2ZM5 236H6V238H5ZM207 236H208V238H206ZM210 236H212L214 238V240L218 241V252H217V255L214 256L216 259L213 257V260L211 259L209 262H207L206 261L207 257H206L205 253H207V251L209 252V250L207 248L209 246L208 242H210L209 238H212ZM195 237L198 240H196ZM203 238L205 240L209 239V241H206V243H204V241H202ZM213 238L211 240H213ZM193 239H194V241H193ZM239 239H241V241ZM41 240H42V244H40ZM191 240L194 243L196 241L195 245H194V243L192 244ZM185 241L186 242L188 241V242H191V243L188 244V242L186 243ZM90 243H92V244H90ZM222 243H224V244H222ZM246 243H249V244H246ZM81 244L83 245L84 248H81V246H82ZM198 245L203 247V249L205 251L201 247H199ZM222 245H224L225 247H221ZM8 247H9V250L6 249ZM193 247L194 248L196 247V248L194 249ZM200 248L202 250H200ZM4 249H5V251H4ZM239 249H240V252H238ZM252 249H254V250H252ZM83 250H84V253H82ZM104 250H105V252H104ZM224 250H225V252H224ZM250 250H252V251H250ZM98 251H99V253H98ZM196 252H198V253H196ZM3 253H4V255H3ZM247 253H249V254H247ZM84 254L86 255L85 257H84ZM89 254H91L92 256L90 257ZM104 254H107V255H104ZM111 255L113 256V258L111 257ZM179 255H181V257ZM187 255H188V257H187ZM230 255H233L234 257H231ZM87 256H89V257H87ZM246 256H248V257H246ZM197 257H198V259H197ZM10 258L12 260H10ZM185 258H186V261H185ZM112 259L114 260V262L112 261ZM230 260H231V262H230ZM96 261H97V263H95ZM109 261H110V263H109ZM128 261H129V263H128ZM199 261H201V262H199Z\"/></svg>", "mask_w": 264, "mask_h": 264}, {"label": "bare ground", "instance_id": "bare-ground-1", "mask_svg": "<svg viewBox=\"0 0 264 264\" xmlns=\"http://www.w3.org/2000/svg\"><path fill=\"white\" fill-rule=\"evenodd\" d=\"M28 1H30V0H27V2ZM31 1H33V0H31ZM30 1V2H31ZM36 1H38V0H36ZM41 2H39V3H41L42 4V7H40V10H41V15L40 14H37V10L35 11L36 12V15H35V17L38 15H40V18H38V21H39V19H41V21H40V26H42L44 23H46L45 21H47L46 19H44V18H46V12H48V10H50L51 12H53V14H54V16H55V19H56V21L58 22V25L61 27V23L59 22V20L60 21H63V20H61V17H63L64 15H65V11L63 12L64 13V15H63V13H62V15L63 16H61L60 17V15L59 14H61V12L62 11H60L61 9H63V7H62V5H63V1H65V0H61V1H59V2H62V4L61 3H59V4H61V6L59 5V7H61V9L58 11L57 9H59L58 7H54V5L52 6V7H50L49 5H50V3L49 2H47L46 0H40ZM50 1V0H49ZM55 1V0H54ZM66 1H69L68 3L69 4H71V0H66ZM66 1L64 2V3H66ZM74 1L75 0H73L72 2L74 3ZM85 1H87V0H84V2ZM95 0H92V2H93V4L95 3V5H93L95 8L97 7L96 6V2H94ZM97 1V0H96ZM100 1V0H99ZM107 1H109V0H105V2H107ZM111 1V2H110ZM109 2L110 3H112L113 1L112 0H110ZM116 1V0H115ZM118 1V0H117ZM122 1V0H121ZM123 1H125V5H126V7L127 8H124L125 10H126V12L125 11H123V10H121V9H123V7L122 8H118V9H120V11H122L123 13L125 12V14L126 13H128L129 12V14H131V16L133 15L134 17H136L138 20H139V24H140V22H144L145 23V28H146V30H147V33H145V34H148V32L150 33L151 31H150V29L149 28H151V26L153 25L154 27H155V31H156V33H155V42L154 43H152V57L150 58L151 59V62H150V65H149V70H148V72H149V77H148V84H149V86L151 87V93H150V95H149V99H148V105H149V107H150V109H152V112L151 113H154L155 112V109L157 108V107H162V109H163V113L165 114V117H163V119L164 118H167L168 117V119L170 120V122H171V125H175V126H177L178 128H179V130L180 131H178V132H189V131H191V132H196L198 135H200V137H202L201 136V134H203L204 136H207V133H208V135H209V137H210V134H211V130L212 129H210V124L208 125L207 123H209V122H205L206 120V118L204 119H202V117H203V115L201 116V113H199V112H197L196 110H195V107H194V104H195V102L197 101V99H196V97H195V94H194V90H191L190 88H189V81H188V77H186V76H182L181 75V73L180 72H182L183 70H185L184 68L182 69V67H181V64H180V60H181V49H182V45H181V39L185 36H183V34H182V31H181V28H184V30L185 31H183V32H185V33H187V31H186V29H185V27H181V25H179L180 23H179V17L178 16H176L175 14H178L180 11H183L184 9H182V10H176L177 11V13L175 12V11H172V9L170 10L169 9V7L166 5V3H165V1L164 0H159L158 2H159V4L157 5V14H155L154 13V11H153V5H152V1L151 0H123ZM184 1V0H183ZM189 1L191 2V0H188V3H189ZM197 0H195V3H197L196 2ZM200 1H203V0H200ZM199 1V2H200ZM212 1V3H213V0H211ZM217 0H215L214 2H216ZM225 1V0H224ZM224 1H222V3L224 2ZM227 1H230V0H227ZM231 1H233V0H231ZM235 1H237V0H235ZM234 1V2H235ZM242 0H240V2H241ZM245 1V0H244ZM260 0H258L257 2H259ZM263 1V0H262ZM56 3H57V0L55 1ZM76 2H77V0H76ZM80 2V1H79ZM83 2V1H82ZM82 2H80V3H82ZM152 2V3H151ZM170 2V1H169ZM192 2H194V1H192ZM191 2V3H192ZM204 2H206L204 5H205V7L206 6H208V2H210L209 0H208V2H207V0L206 1H204ZM217 2H220L221 3V1H217ZM238 2V1H237ZM239 2V4H242V3H240ZM243 2V1H242ZM249 2H250V0H249ZM257 2H255L254 3V1H253V3L255 4V6L254 5H252V7L254 6V7H256L257 8V6H259V3H257ZM264 2V1H263ZM34 3H36L35 5H37L38 4V2H33V5H34ZM48 3H49V5H48ZM52 3V2H51ZM54 3V2H53ZM56 3H54V4H56ZM67 3V6L69 5ZM89 3H90V1H89ZM88 3V4H89ZM98 3H100V2H98ZM97 3V4H98ZM102 3V2H101ZM118 3H119V1H118ZM122 3V2H121ZM190 3V4H191ZM195 3H193V5H195ZM201 3V2H200ZM199 3V4H200ZM212 3L210 4V5H212ZM244 3V2H243ZM251 3H252V1H251ZM262 3V2H261ZM260 3V4H261ZM27 4V3H26ZM28 4H30V3H28ZM28 4H27V6H28ZM91 4V3H90ZM113 4H115V3H113ZM217 4H219V3H217ZM238 4V3H237ZM248 5H249V3H247ZM258 4V5H257ZM34 5V6H35ZM40 4H38V6H39ZM58 5V4H57ZM57 5H55V6H57ZM73 6L75 5V3L74 4H72ZM79 5H81L82 6V4H79ZM123 5H124V2H123ZM173 5V4H172ZM187 5V4H186ZM192 4L190 5V6H193ZM202 6H203V4H201ZM201 5L199 6V7H201ZM214 5V4H213ZM220 5V6H219ZM218 6L220 7V8H222L223 6H221V4H219ZM257 5V6H256ZM65 6V5H64ZM67 6H65L66 8H67ZM73 6H71L70 5V7H72L73 8ZM81 6H80V9H78L79 8V6H78V8L76 9H72L73 10V12H74V19L72 18V15L70 16L69 14H68V11H70L69 9H67L66 11H67V13L66 14H68V16L69 17H71V19H73V20H75V21H69V20H71V19H69L68 21L66 20V19H64L65 18V16H64V20H66L65 21V23L63 24V26L65 27V28H67L68 30L67 31H69V30H71V31H73V32H69V34L71 35V33H74V35L75 36H78L77 38H78V40H79V38H81L80 39V41L82 40V37L83 36H81L82 34V31L80 30V25H82V27L84 28V27H86V26H84V23L82 22L84 19H83V15H84V13H83V11H85V10H82L83 8H81ZM86 6H87V3H86ZM91 6V5H90ZM100 6V5H99ZM101 6H105V4H103V5H101ZM109 6V5H108ZM117 5H115V8L117 9V7H116ZM188 6H189V4H188ZM195 6H197V5H195ZM195 6H193V8L195 7ZM217 6V5H216ZM215 6V7H216ZM245 7V9L246 10H248V8H246V3H245V5H244ZM262 6H263V4H262ZM30 7H31V5H30ZM83 7V6H82ZM85 7V6H84ZM94 7H91L92 9H94ZM183 7V6H182ZM187 7V6H186ZM198 7V11L200 12V13H202V12H205L204 10L207 8L208 9V11H211V6L210 7H206L204 10H201L200 11V8ZM204 7V6H203ZM213 7V6H212ZM219 7L217 8L218 10H220L219 9ZM249 7V6H248ZM252 7H251V9H252ZM260 7V6H259ZM258 7V8H259ZM35 8H38V7H36L35 6ZM65 8V9H66ZM104 8V7H103ZM107 8V7H106ZM110 8V7H109ZM181 8V7H180ZM188 8L189 7H187V10H188ZM28 9H29V7H28ZM97 9H99V7H97ZM108 9V8H107ZM111 9V8H110ZM175 9V8H174ZM179 9V8H178ZM191 8H189V10H190ZM195 9H197V7H195ZM203 9V8H202ZM210 9V10H209ZM213 9H215V8H213ZM212 9V10H213ZM40 10H38V11H40ZM113 10V9H112ZM115 10V9H114ZM189 10H188V12H189ZM218 10H216L217 12H218ZM250 10V9H249ZM248 10V11H249ZM253 10H255L254 11V13L256 12V9H253ZM258 10V9H257ZM261 10V9H260ZM260 10H258V11H260ZM104 11H106V13H107V10H105V8H104ZM193 11H195V10H193ZM251 11L252 10H250V13H251ZM31 12H32V9H31ZM34 12V11H33ZM34 12V13H35ZM71 12V11H70ZM86 12H88V10L86 11ZM92 12H94V11H92ZM92 12H90V13H92ZM98 12H101L100 10L98 11ZM103 12V11H102ZM190 12H192V9L190 10ZM199 12H195L196 14H197V16H200L199 15ZM213 12V11H212ZM220 12V11H219ZM219 12H218V15H217V17L219 16V15H221V14H219ZM261 12H264V11H262L261 10ZM34 13H32V14H34ZM89 13V12H88ZM97 13V12H96ZM104 13V12H103ZM103 13H97L98 14V16H100V18H102L103 16H104V18H105V20H108V19H106V17H105V14H103ZM187 13V12H186ZM206 16L208 17V15L210 14L209 12V14L207 13V10H206ZM215 13V12H214ZM213 13V14H214ZM252 13H253V11H252ZM31 14V15H32ZM49 13H47V15H48ZM93 14V13H92ZM97 14H93L92 16H94V18L96 17V15ZM103 15L102 17H101V15ZM125 14H122V15H125ZM180 15H181V13H179ZM191 14H193V13H191ZM208 14V15H207ZM212 14V13H211ZM210 14V15H211ZM50 15V14H49ZM114 15V14H113ZM127 15V14H126ZM125 15V17H122V20L124 19V18H128V16H126ZM187 15V14H186ZM185 15V16H186ZM45 16V17H44ZM51 16H52V13H51ZM91 16V15H90ZM91 16V18L92 19H94L93 17ZM107 16V15H106ZM184 16V15H183ZM189 16H191V15H189ZM202 17H204L205 15H204V13L201 15ZM214 16V15H213ZM34 16L32 15V19H36V18H33ZM49 17V16H48ZM114 17H116V15L114 16ZM117 17H119V16H117ZM130 17V16H129ZM201 17V18H202ZM211 17L212 16H210V17H208L209 19H211ZM216 16H215V18H217ZM54 18V17H53ZM87 18H89L90 19V17H88L87 16ZM87 18H86V20H87ZM97 18V17H96ZM121 18V17H120ZM200 18V17H199ZM213 18V17H212ZM214 18V19H215ZM219 18H221V16L219 17ZM223 18V17H222ZM221 18V19H222ZM48 19H50V18H48ZM67 19H68V17H67ZM88 19V20H89ZM91 19V20H92ZM118 19V18H117ZM188 19H191L190 17L188 18ZM218 19V18H217ZM217 19H215L214 21H216V22H218V20ZM86 21V23L88 22H91V20H89V21ZM96 20H98V18L96 19ZM102 20H103V18H102ZM120 20V19H119ZM125 20V19H124ZM128 20V19H127ZM142 20V21H141ZM199 20V19H198ZM203 20H205V19H203ZM203 20H201V21H203ZM206 20H207V18H206ZM223 20V19H222ZM221 20V21H222ZM225 20V19H224ZM27 21H29V20H27ZM31 21H34V20H31ZM37 20H35L34 22H36ZM37 21V22H38ZM50 21H52V18H51V20ZM55 21V20H54ZM95 21V19L94 20H92V22L91 23H93ZM99 21H100V19H99ZM104 21V20H103ZM189 21V20H188ZM226 21V20H225ZM225 21H224V23H225ZM30 22V21H29ZM29 22H28V24H29ZM33 22V23H34ZM36 22V23H37ZM102 22V21H101ZM135 22V21H134ZM183 22V21H182ZM185 22V21H184ZM194 22V21H193ZM197 22V21H196ZM33 23H31V25L33 24ZM53 23H56V22H53ZM61 25H60V24ZM63 23V22H62ZM80 23H82V24H80ZM87 23V24H88ZM130 23V22H129ZM131 23H133V20L131 21ZM137 23H138V21H137ZM187 23H189V22H187ZM187 23H185L186 24V27H187ZM195 23V22H194ZM193 23V24H194ZM202 23V22H201ZM206 23V26L207 25H211V21L210 22H208V23H210V24H208L207 22H205ZM213 21H212V25H213ZM218 23H220V22H218ZM226 23H229L230 24V22H226ZM238 23V22H237ZM47 24H48V21H47ZM46 24V25H47ZM51 25H52V22L50 23ZM50 24L49 25H47L46 27L47 28H50V29H52L51 28V26H50ZM137 25L136 27H138L139 28V26H140V28L141 27H144V24H142L143 26H141V24L140 25ZM200 24V23H199ZM198 24V25H199ZM223 24V23H222ZM221 24V25H222ZM241 24H243V23H241ZM56 25L57 24H55V27H56ZM58 25H57V27H58ZM89 26H87V28L89 27L90 28V24H88ZM195 25H197V23H195ZM220 25V26H221ZM227 25V24H226ZM233 25H234V23H233ZM232 24L231 25H229V26H233ZM240 25V24H239ZM244 25V24H243ZM28 26V25H27ZM36 26V25H35ZM37 26H39L38 25V23H37ZM36 26V27H37ZM44 26V25H43ZM42 26V27H43ZM50 26V27H49ZM53 26V25H52ZM215 26V25H214ZM219 26V27H220ZM223 26V25H222ZM221 26V27H222ZM235 26H236V24H235ZM238 26V25H237ZM30 27V26H29ZM60 27H58V29H61ZM63 27V28H64ZM132 27V26H131ZM197 26H195L194 28H196ZM209 27H211V26H207V28H209ZM243 27V26H242ZM242 27L240 26V29H239V32H240V30L242 29ZM247 26H245V27H243V29L242 30H244V28H246ZM40 28V27H39ZM54 28V27H53ZM89 28H88V30H89ZM133 28V27H132ZM135 28V27H134ZM212 28H213V26H212ZM223 29H228V28H226V27H222ZM34 29H36V28H34V26H33V28H32V30H34ZM45 29V28H44ZM56 29V28H55ZM82 29V28H81ZM86 29V28H85ZM129 29V28H128ZM136 29V28H135ZM135 29H134V31H135ZM211 28H209V30H210ZM222 29V30H223ZM231 29V28H230ZM234 29V28H233ZM237 29V30H238ZM249 29V28H248ZM248 29L246 28V30L248 31ZM28 30H29V28H28ZM30 30H31V27H30ZM43 30V28L41 29V30H34V32L36 31L37 33L39 32V31H42ZM49 30V29H48ZM64 31H66L65 29H63ZM87 30V32H89ZM100 30V29H99ZM104 30V29H103ZM102 30V31H103ZM129 30H132L133 31V29H129ZM145 30V29H144ZM145 30V31H146ZM183 30V29H182ZM199 30H202V29H199ZM214 31H215V28L213 29ZM213 30H212V32H213ZM229 30V29H228ZM232 30V29H231ZM231 30H229V32L228 31H226L225 32V30H224V32L228 35V33H229V36L231 35L230 33H231ZM235 30V29H234ZM245 30V31H246ZM250 30V29H249ZM46 31V30H45ZM52 30H50L49 32H51ZM57 31H59V30H56V31H54L53 33H56ZM66 31V32H67ZM106 31V30H105ZM112 30H108L107 29V32H111ZM204 31V30H203ZM207 31V30H206ZM243 32L244 34H246V32ZM251 31V30H250ZM249 31V33H252V32H250ZM33 32V31H32ZM34 32H33V34H34ZM60 32V31H59ZM62 32V31H61ZM83 32H84V30H83ZM86 32V31H85ZM86 32V33H87ZM118 32V31H117ZM124 32V31H123ZM126 32L127 33H129V32H131V31H127L126 30ZM205 32V31H204ZM221 31H219V32H217L218 34L220 33ZM223 32V31H222ZM228 32V33H227ZM233 32V31H232ZM238 32V34L239 35H244L242 32V34H240ZM36 33V34H37ZM48 33V32H47ZM46 33V34H47ZM52 33V32H51ZM51 33H49L48 35H50V37L49 38H51ZM65 33V32H64ZM111 33H113V32H111ZM114 33H115V31H114ZM134 33H136V32H134ZM143 32H141L139 35H141ZM188 33H189V31H188ZM188 33L186 34V36H188L189 37V35H188ZM199 33V32H198ZM206 33H208V32H206ZM213 33H216V32H213ZM248 32H247V34H249ZM35 34V35H36ZM38 34H40V32L38 33ZM38 34L36 35L37 37H38ZM42 34V33H41ZM41 34L39 35V36H41ZM43 34H45V33H43ZM58 34H60V33H58ZM85 33H83V35H84ZM90 33H88V35H89ZM122 34V33H121ZM209 34H210V31H209ZM209 34H205V35H209ZM222 34V33H221ZM226 34L224 35V37H226ZM235 35L237 34V33H234ZM253 34V33H252ZM252 34H250V35H252ZM55 34H53V39H54V37H56L57 35H55ZM61 35V34H60ZM59 35V36H60ZM66 34H64V36H65ZM67 35H68V32H67ZM66 35V37L67 38H71V37H73V35H71V37H68ZM114 35V34H113ZM119 35V34H118ZM131 35V34H130ZM129 35V36H130ZM136 36H137V34H135ZM192 35V34H191ZM249 35V37H251V40H252V36H250ZM45 36H47V35H45ZM79 36H81V37H79ZM87 35H85V37H86ZM101 36V35H100ZM128 36V37H129ZM132 36V35H131ZM135 36V38H134V40L133 41H135V39L136 40H138L139 38L138 37H136ZM213 36V35H212ZM217 36V35H216ZM220 36V35H219ZM223 36V35H222ZM221 36V37H222ZM229 36H228V38H229ZM236 36H238V35H236ZM42 37V38H41ZM41 37H39V38H41V40L42 39H44V36H41ZM61 37H63V36H61ZM85 37H83V38H85ZM90 37V36H89ZM89 37H86L85 39L86 40H90L91 41V38H92V34H91V38H89ZM116 37V36H115ZM134 37V36H133ZM149 37V36H148ZM154 37V36H153ZM214 37V36H213ZM224 37H223V39H224ZM235 37V36H234ZM243 37H246L245 35L243 36ZM247 37H248V35H247ZM249 37H248V39L247 40H249ZM255 37V36H254ZM47 39H49L48 37H46ZM58 38V40H56V44H58L57 43V41H59V37H57ZM89 38V39H88ZM113 38V37H112ZM118 38V37H117ZM130 38V37H129ZM140 38H144V37H140ZM216 38V37H215ZM215 38H213V39H215ZM239 38V36L237 37V39L235 38V40H239V42L237 41L236 42V44L237 45H239L238 43H240V40L241 39H238ZM240 38H242V37H240ZM61 39H66L65 37H63V38H61ZM61 39H60V41H61ZM71 39H73V38H71ZM71 39H69L68 41H69V44L72 42H70V40ZM85 39H83V40H85ZM101 39V38H100ZM106 39V38H105ZM154 39V38H153ZM185 39H187L186 37H185ZM222 39V40H223ZM225 39H227V37L225 38ZM230 39V38H229ZM244 39V42H243V45H244V43H246V42H248V41H246V39L245 38H243ZM254 39V38H253ZM40 40V39H39ZM40 40V41H41ZM62 40V41H63ZM77 44H78V42H80V41H78V40H75V39H73ZM108 40V39H107ZM232 40H233V38H232ZM257 40V39H256ZM256 40H255V42H256ZM44 41V40H43ZM52 41V40H51ZM50 41V42H51ZM55 41V40H54ZM54 41H52V42H54ZM73 41V42H74ZM100 41H103V43L105 44V42L104 41H106V40H103V39H101ZM117 41V40H116ZM133 41H130L129 43H132ZM143 41H144V39H143ZM154 41V40H153ZM226 41H228V40H226ZM246 41V42H245ZM250 41V40H249ZM67 42V39H66V41H65V43ZM86 42V41H85ZM112 42V41H111ZM141 42H142V40H141ZM145 42H147V41H145ZM198 42V41H197ZM196 42V43H197ZM223 43H221V44H226V43H228V42H224V40L222 41ZM229 42H230V40H229ZM43 43H47L46 42V40H45V42H43ZM59 43H61V42H59ZM84 43V42H83ZM102 43V44H103ZM110 43V42H109ZM134 43V42H133ZM137 43V42H136ZM136 43H134V44H136ZM138 43L142 46L143 44L142 43H140L139 41H138ZM202 43V42H201ZM232 44H233V46L235 45L234 43V40H233V42H231ZM251 43V42H250ZM39 44H40V42H39ZM42 44V43H41ZM52 44V43H51ZM50 44V45H51ZM61 44H64V41L61 43ZM73 43H71V45H72ZM77 44H76V46H77ZM80 44V43H79ZM82 44V43H81ZM102 44L100 43V46H102ZM111 45H108V42H107V48L108 47H111L112 46V43H110ZM134 44H130L131 45V48H132V45L134 46ZM214 44V43H213ZM213 44H210V45H213ZM217 44H218V42H217ZM228 44H230V43H228ZM231 44V45H232ZM247 44H249V43H247ZM246 44V45H247ZM252 44H253V42H252ZM262 45L264 44L263 42L261 43ZM44 46V48H45V45L46 44H43ZM49 45V46H50ZM68 45L69 46V48H72L73 46L75 47V44L74 45ZM82 45H85V44H82ZM90 45H91V43H90ZM114 45V44H113ZM137 45V44H136ZM140 45H138L139 47H140ZM150 45V44H149ZM208 45V44H207ZM231 45H227L226 47L228 48L229 46H231ZM251 45V44H250ZM250 45H248V47H250ZM258 45H259V43H258ZM46 46H48V45H46ZM54 46V45H53ZM61 46H63V45H61ZM66 46H67V44H66ZM80 46V45H79ZM85 46H88V48L87 49H89V42H87L86 43V45ZM99 46V49L101 48ZM116 46V45H115ZM145 45H143V47H144ZM213 46H215V45H213ZM218 46H221L220 45V43H219V45ZM224 46V45H223ZM254 46V45H253ZM252 46V47H253ZM40 47H41V45H40ZM40 47H39V49H40ZM42 47V48H43ZM51 47V46H50ZM56 47H57V45H56ZM55 47V48H56ZM73 47V48H74ZM92 47V46H91ZM104 48L106 47V45L105 46H103ZM103 47L101 48V49H103ZM113 47V46H112ZM136 47V46H135ZM134 47V48H135ZM148 47V46H147ZM187 47V46H186ZM200 47V46H199ZM225 47V48H226ZM237 47V46H236ZM243 47H245V46H243ZM242 47V49H244ZM247 47V48H248ZM261 47V46H260ZM54 48V49H55ZM58 48H60V47H58ZM68 48V47H67ZM76 48V47H75ZM74 48V49H75ZM78 49H86V48H84V46H83V48H82V46L79 48V47H77ZM76 48V49H77ZM130 48V47H129ZM134 48L132 49V50H134ZM142 47H140V49H141ZM196 48V47H195ZM209 49H211L210 48V46L208 47ZM224 48V47H223ZM223 48H219L220 50H221V52H222V50H223ZM224 48V49H225ZM229 48H231V47H229ZM228 48V49H229ZM232 48H235V46L234 47H232ZM239 48H240V50H241V47L239 46ZM246 48V47H245ZM246 48V49H247ZM48 48L46 47V51L48 52V50H47ZM61 49H63V47L61 48ZM60 49V50H61ZM74 49L72 50V49H69V50H72V51H70V53L72 52L73 53V51H74ZM75 49V50H76ZM77 49V50H78ZM81 49H80V51H81ZM117 49V48H116ZM139 49V48H138ZM138 49L136 48V51L138 52ZM148 49V48H147ZM185 49V48H184ZM206 49V48H205ZM218 49V48H217ZM216 49V50H217ZM228 49H226V51H228ZM254 49H256V48H254L253 47V50ZM64 50L66 51V48L64 47ZM68 50V49H67ZM68 50V51H69ZM90 50V49H89ZM104 50H106V49H104ZM103 50V51H104ZM110 50V49H109ZM120 48H119V52H120ZM128 50V49H127ZM131 50V51H132ZM197 50V49H196ZM214 50V49H213ZM220 50H217L218 52L220 51ZM239 50V49H238ZM239 50V51H240ZM249 50V49H248ZM252 50V49H251ZM257 50V49H256ZM261 50H262V48H261ZM41 51H42V49H41ZM50 51V50H49ZM56 51L58 52V50L56 49ZM106 51H108V50H106ZM105 51V52H106ZM129 51V50H128ZM131 51H129L130 52V56H131V58L130 59H132V57L134 56L133 54L135 53H132L131 54ZM140 51V50H139ZM142 51V50H141ZM151 51V50H150ZM230 51V50H229ZM235 51V50H234ZM241 51H243V50H241ZM259 51V50H258ZM257 51V52H258ZM51 52H52V47H51ZM51 52L50 53H48V54H51ZM53 52H54V50H53ZM60 52V55L59 56H62V55H64V54H67V52L65 53L64 52V54H62L63 53V51H59ZM58 52V53H59ZM75 52V51H74ZM83 52V51H82ZM82 52H79L78 53V55L77 56H75L76 54L74 53V55L73 56H71L70 58H74V56L78 59V58H80V57H85V55H86V53H88L89 51H86V52H84L83 53V55H82ZM99 52H100V50H99ZM122 52V51H121ZM200 52V51H199ZM212 52V51H211ZM217 52V54H219ZM225 52V51H224ZM224 52H222V53H224ZM243 52H247L246 50L245 51H243ZM256 52V51H255ZM44 53L46 54V52L44 51ZM71 53V54H72ZM77 53V52H76ZM80 53H81V55H80ZM101 53H102V55H103V52L101 51ZM107 54L108 53H110V51L109 52H106ZM106 53H104V54H106ZM138 53H140V52H138ZM138 53H135V56L134 57H136L137 55H138ZM226 54H227V52H225ZM230 53H232V50L230 51ZM233 53H235V52H233ZM249 53H251V51H249ZM34 54V53H33ZM38 56L40 55V53H36ZM62 54V55H61ZM100 54V53H99ZM119 54V53H118ZM129 53H127V55H128ZM137 54V55H136ZM150 54V53H149ZM236 54H237V52H236ZM252 54H253V52H252ZM258 54H260V52L258 53ZM32 55V54H31ZM35 55V54H34ZM53 55H57V53L55 54V53H52L51 55H48V56H50V58H51V56H53ZM57 55V56H58ZM233 56V54H230V56ZM241 55H242V53H241ZM246 55H247V53H246ZM261 56H263V60H262V63L261 64H258V62H257V64L255 65L256 67H254L255 68V71H254V73H253V78L251 77V75L252 74H248L251 78H252V80L250 79V81H249V79L248 80H246L247 82L249 81L251 84H252V86H253V90H255V91H253L254 92V95L252 96H249L247 93H251V92H247V90H246V88L248 87L247 86V84L245 83L246 81H243V80H245V78L246 77H244V79L242 78V80L241 79H239V78H241V76L239 75L240 73H243V74H245L246 72L243 70V72H240L239 74H237V75H239V77L237 76L236 78L239 80V81H237V82H244L245 83V85L243 86V87H246L245 88V90H246V92H245V95L243 94V91H242V94L244 95V98H245V96L246 95H248V96H246V97H248L249 98V101H251L250 100V97L252 98V106L251 107H253V108H251V107H249L248 109H250L251 108V111H252V109H253V113H254V115H252L251 113H249V115L251 114L252 116H258V119L260 118V121H256L255 119V121L257 122V123H259V125H257L255 128H258L259 126H260V129L263 131V134L262 135H264V51H263V55H262V53L260 54ZM260 55H258V57L260 56ZM41 56V55H40ZM43 56H46V55H43ZM42 56V57H43ZM56 56V57H57ZM58 56V57H59ZM66 55H64L63 56V59H65L66 57H65ZM69 56V55H68ZM78 56H80V57H78ZM101 56V55H100ZM204 56V55H203ZM211 55H209V56H207L206 55V57H205V59H207V57H210ZM216 56V55H215ZM222 56V55H221ZM221 56H220V58H221ZM226 56V55H225ZM229 56V55H228ZM228 56H227V59H228ZM235 56V55H234ZM251 56V55H250ZM254 56V55H253ZM260 56V57H261ZM31 57V56H30ZM29 57V58H30ZM42 57H40V58H42ZM54 57V56H53ZM102 57V56H101ZM104 57V58H103ZM103 57H102V59H104V61L106 60V58L105 57H107V56H104L103 55ZM138 57H139V55H138ZM141 57V56H140ZM190 57V56H189ZM222 57H224V55L222 56ZM249 57V56H248ZM252 57V56H251ZM259 57V59H261ZM4 58H6V56L4 57ZM35 58H37L36 56L33 58L34 60H32L33 62L35 61ZM44 58V57H43ZM62 58V57H61ZM61 58H52V60H54V59H56V60H58V59H61ZM67 58H69V57H67ZM197 58V57H196ZM215 58V57H214ZM214 58H212V62H214ZM218 59H219V56L217 57ZM225 58V57H224ZM238 59H239V57H237ZM236 58V59H237ZM241 58H242V56H241ZM240 58V59H241ZM1 59H3V57L1 58ZM6 59H8V58H6ZM30 59H32V58H30ZM76 59V60H77ZM129 59V60H130ZM144 59V58H143ZM191 60H194V59H192V58H190ZM214 59V60H213ZM230 59V58H229ZM228 59V60H229ZM232 59V58H231ZM245 59V58H244ZM247 59V58H246ZM257 59V58H256ZM9 60V59H8ZM37 60V59H36ZM39 60V59H38ZM45 60L47 61V63L48 64H50L51 62L50 61H48L49 59L48 58H45ZM45 60H43L44 61V63L42 64L41 62V64L39 65V66H41V65H44L45 66V70H46V68H47V64H46V62H45ZM62 60V59H61ZM60 60V61H61ZM69 59H66L65 60V62H61V64H63V65H65V67L68 69L67 71H70V70H72V71H74L75 69H74V67H76V65H77V67L79 68L80 67V64L78 65L77 64V62L79 61H68ZM71 60V59H70ZM100 60H101V58H100ZM189 60V59H188ZM197 60H199V58L197 59ZM227 60V61H228ZM104 61H102V62H104ZM200 62H196V63H201V61L202 60H199ZM216 61V60H215ZM233 61H235V60H233ZM245 62H246V64H247V60H244ZM243 60H242V63L244 62ZM259 61V60H258ZM2 62H4V61H2ZM9 62V61H8ZM27 62V61H26ZM39 62V61H38ZM56 62V61H55ZM58 63H59V61H57ZM220 62V61H219ZM218 62V60H217V63H219ZM224 62V61H223ZM222 62V63H223ZM250 62H252V61H250ZM0 63H1V61H0ZM6 63V62H5ZM5 63L3 64V65H5ZM105 63V62H104ZM190 63V62H189ZM188 63V64H189ZM206 63H210L209 61L208 62H205V64ZM227 63V62H226ZM225 63V64H226ZM240 63V61L237 63V68H238V64ZM260 63V62H259ZM7 64V63H6ZM14 64H16V63H14ZM13 64V65H14ZM22 64V63H21ZM26 64V63H25ZM30 64H31V62H30ZM35 64H37L36 63V61H35ZM46 64V65H45ZM57 64V63H56ZM61 64H59L58 65V69L60 70V68H61V71L63 72V70L62 69H64V71L66 70L65 68H62L61 66H63V65H61ZM203 64V63H202ZM244 64V63H243ZM246 64H244V65H246ZM248 64H250V66H252V64L251 63H248ZM247 64V65H248ZM2 65V64H1ZM10 64L8 63V65H6L7 66V68H8V66H9ZM38 65V64H37ZM52 65V63L50 64V66ZM55 65V64H54ZM61 65V66H60ZM114 65V64H113ZM139 65H140V62H139ZM191 65V64H190ZM194 65H196V64H194ZM236 65V64H235ZM235 65H234V67H235ZM247 65L246 66H244V68L245 67H247ZM5 66V67H6ZM11 66V65H10ZM21 66V65H20ZM31 66V65H30ZM33 66H34V64H33ZM33 66H32V68H31V70L32 69H34L35 67H36V65L34 66V68H33ZM39 66H37V67H39ZM50 66H49V69H50V71H52L51 70V68H50ZM53 66V65H52ZM51 66V67H52ZM60 66V67H59ZM143 66V65H142ZM141 66V67H142ZM201 66V65H200ZM199 66V67H200ZM214 66V65H213ZM213 66H210V67H213ZM217 66V65H216ZM215 66V67H216ZM219 66V65H218ZM227 66V65H226ZM239 66H240V64H239ZM242 66V65H241ZM240 66V67H241ZM250 66H248V67H250ZM14 67V69H15V67L16 66H13ZM22 67V66H21ZM54 67H56L55 68V70H58L57 69V66L55 65ZM105 67V66H104ZM198 67V66H197ZM206 67V66H205ZM209 67V66H208ZM215 67H213V69L215 68ZM243 67V66H242ZM2 68V67H1ZM10 68V67H9ZM16 68H18V65H17V67ZM20 68V67H19ZM25 67H23V69H24ZM40 68V67H39ZM78 68H77V70L76 71H78ZM106 68V67H105ZM109 68V67H108ZM187 68V67H186ZM236 67H235V69L236 70H238ZM251 68V67H250ZM11 69H12V66H11ZM11 69H8V70H11ZM21 69V68H20ZM22 69V72L24 71ZM28 69V68H27ZM44 69V67L41 69V71H40V73H37L38 71H37V68H36V71L37 72H33V73H31V72H27L28 74H30V75H28L29 77L27 78V75L26 74H24V76L26 75V78L27 79H25L26 81H19V85H21V87H22V83L21 82H25L24 83V85H23V87L20 89V90H17L16 92H15V90H14V86L12 87L11 86V83L9 84V86H11L10 88H13L12 90L14 91V93L12 94V93H10L9 94V92H11V91H9L8 92V94L10 95V97L6 100L5 98H3L1 95H0V109L2 110V111H4V113H5V110H6V108L7 107H9V106H14V108L16 109V108H18L20 105L22 106V104H24L23 102L26 100V99H29L28 97H30L31 96V93H33V91L35 90V89H39V88H44V87H46L47 86V84L49 83L48 81L46 82V80H48L49 78H50V76H47L46 75V73L48 72V68H47V70L46 71H44V73L45 74H42L41 75V72H43L42 70ZM74 69V70H73ZM107 69V68H106ZM181 69H182V71H181ZM210 69H212V68H210ZM224 69H226L225 68V66H224ZM229 69H230V67H229ZM231 69L233 70V67H231ZM240 69V68H239ZM248 69V68H247ZM246 69V70H247ZM253 69V68H252ZM251 69V70H252ZM4 70H6L8 73L9 72H11V71H8L6 68L4 69ZM16 70H18V69H16ZM30 70V69H29ZM40 70V69H39ZM138 70H139V68H138ZM197 70H198V68H197ZM204 70V69H203ZM215 70V69H214ZM241 70V69H240ZM250 70V71H251ZM12 71H13V74H9L8 75V77H10V75H15L16 73L15 72H17V71H15L14 72V70L12 69ZM27 71V70H26ZM67 71H66V73L65 74H67ZM198 71H201V70H198ZM207 71H209V70H207ZM207 71H205L206 73H208ZM216 71H218V70H216ZM4 72V71H3ZM55 72H57V73H59L58 71H55ZM109 72V71H108ZM184 72V71H183ZM219 72V71H218ZM224 72H225V70H224ZM224 72H223V75L225 76V75H229V73L231 72L230 70L228 71L229 73H227V74H224ZM236 72V71H235ZM239 72V71H238ZM252 72V71H251ZM15 73V74H14ZM21 73V72H20ZM49 74H52V72L50 73V72H48ZM73 73V72H72ZM189 73V72H188ZM200 73V72H199ZM202 73V72H201ZM222 73V72H221ZM234 73V72H233ZM248 73H250L249 71H248ZM1 74H3L2 72H1ZM7 73L5 72L3 75H5V76H7L6 75ZM23 74V73H22ZM56 74V73H55ZM60 74H62L61 72H60ZM75 74V73H74ZM78 73H76V75H77ZM108 74V73H107ZM110 74H111V72H110ZM110 74H108V76L110 75ZM212 74V73H211ZM210 74V75H211ZM231 74V73H230ZM3 75H2V77H3ZM44 75H46L48 78L47 79H44ZM59 74H57V76H58ZM112 75V74H111ZM110 75V76H111ZM113 75H115V74H113ZM187 75V74H186ZM209 75V76H210ZM213 75V74H212ZM216 75V74H215ZM232 75H234V74H232ZM13 76H12V78H13ZM23 76V77H24ZM55 76V75H54ZM54 76L52 77V75H51V77H52V79H53V81H54ZM56 76V77H57ZM63 76H65L64 74H63ZM63 76H61V78L63 79L64 77ZM107 76V79L109 78ZM223 76V77H224ZM236 76V75H235ZM243 76H245V75H243ZM247 76V75H246ZM17 77H19V73H18V75H17ZM21 77V76H20ZM56 77H55V86L57 85V82L59 83V81L58 80H62L61 78L60 79H58V80H56ZM67 77V82H68V79H71L72 80V77H71V72H70V77H68V75L66 76ZM114 76H111L110 78H113ZM192 77H194V76H192ZM212 77V76H211ZM230 77H232V76H230ZM248 77V76H247ZM250 77H248V78H250ZM59 78V77H58ZM75 79L77 78L78 79V76H75L74 77ZM110 78H109V80H110ZM115 78V77H114ZM200 78V77H199ZM213 78V80H215L214 79V77H212ZM220 78H221V76H220ZM11 79V78H10ZM51 78H50V80H52ZM75 79L73 80L74 82H76L75 81ZM106 79V80H107ZM193 80H194V78H192ZM203 78H201V80H202ZM208 79V78H207ZM227 79V78H226ZM230 79V78H229ZM232 79H234V78H232ZM0 80H3L2 78L0 79ZM4 80H7V79H4ZM12 80V79H11ZM19 80H21V79H19ZM79 80V79H78ZM109 80H108V82H109ZM112 80H114V79H111V82H110V84L112 83ZM223 80H225V79H222L221 81L223 82ZM231 80V79H230ZM191 81V80H190ZM196 81V80H195ZM194 81V83H196ZM203 81V80H202ZM229 81V80H228ZM227 81V83L226 82H224V83H222L223 85H225V83L227 84V85H229V83H231V82H228ZM233 81H235V80H233ZM232 81V82H233ZM61 82H64V81H61ZM66 82V83H67ZM70 82V81H69ZM69 82H68V84H69ZM199 82V81H198ZM201 82V81H200ZM209 82V81H208ZM236 82V81H235ZM241 82H240V84H241ZM5 83H7L6 81H5ZM50 83H51V81H50ZM66 83H61L62 85L63 84H66ZM70 83H72V82H70ZM202 83V82H201ZM249 83V84H250ZM0 84H2V86H4L5 84H4V82H2V83H0ZM8 84V83H7ZM17 84V85H18ZM52 84V83H51ZM108 84V83H107ZM208 84V83H207ZM219 84H221V82L219 83V81H218V85ZM248 84V85H249ZM12 85H14L13 83H12ZM17 85H15L16 87H19V85L17 86ZM53 85V84H52ZM59 85L60 84H58L57 86L59 87ZM67 85V84H66ZM193 85V84H192ZM196 85H199L198 83H196ZM221 86V85H219L218 87H220V88H224V86ZM231 85H233V83L231 84ZM238 84H236V86H237ZM242 85V84H241ZM241 85H238L237 87L239 88V87H241ZM48 86H50V85H48ZM56 86V87H57ZM65 86V85H64ZM69 86V85H68ZM195 86V85H194ZM200 86V85H199ZM235 86V84L233 85V87H236ZM251 86V85H250ZM252 86L250 87V88H252ZM5 87V86H4ZM7 87V86H6ZM53 87V86H52ZM57 87V88H58ZM191 87V86H190ZM196 87V86H195ZM217 87V88H218ZM225 87H226V85H225ZM228 87V89L230 88V86H227ZM227 87L224 89V90H226L227 89ZM243 87H241V89L243 90L244 88ZM47 88V89H46ZM45 89L46 90H48L49 89V87H46ZM59 88H61V87H59ZM202 88H204V87H202ZM231 88H232V86H231ZM237 88V89H238ZM1 90H2V88H0ZM6 89H8V87L6 88ZM44 89V90H45ZM50 89H51V87H50ZM200 89V88H199ZM208 89V88H207ZM214 89V88H213ZM219 89V88H218ZM227 89V90H228ZM234 89V88H233ZM240 89V90H241ZM249 89V88H248ZM1 90H0V92H1ZM45 90V91H46ZM60 92H61V90L60 89H58ZM198 90V89H197ZM223 90V91H224ZM236 90V89H235ZM234 90V91H235ZM240 90L239 91H237L236 90V94H237V92H240ZM251 90V89H250ZM3 91H5V90H3ZM36 91V90H35ZM34 91V92H35ZM38 91V90H37ZM36 91V92H37ZM59 91H57L58 93H59ZM200 91H202V89H200ZM199 91V92H200ZM212 91V90H211ZM214 91V90H213ZM212 91V92H213ZM230 91H232V90H229V91H227V92H229V95H230ZM249 91V90H248ZM35 92V93H36ZM42 93H43V90L41 91ZM51 91L49 90V93H50ZM53 92V91H52ZM112 92V91H111ZM204 92V91H203ZM226 92V91H225ZM226 92V93H227ZM2 93V92H1ZM0 93V94H1ZM5 93H6V91H5ZM55 93H56V91H55ZM113 93V92H112ZM112 93H110V95L112 94ZM205 93V92H204ZM208 93V92H207ZM221 94V92H216V94ZM225 93V94H226ZM12 94V95H11ZM34 94V93H33ZM40 94V93H39ZM109 94V93H108ZM107 94V95H108ZM219 94V95H220ZM228 94V93H227ZM235 94V92H234V95H236ZM239 95V97H238V95H236L232 100H233V103H235V101H234V99L236 100V102L238 103V101H240V102H242L243 101V99H241V100H239V98H240V96H242L243 97V95ZM3 96L5 95V94H2ZM6 95H7V93H6ZM51 95V94H50ZM55 97H57L58 96V94L56 93V95L55 94H53ZM60 95H62V93H60ZM59 95V96H60ZM106 95V96H107ZM110 95H108L109 97H110ZM115 95V93L111 96L112 98H114L113 96ZM126 94H124V96H125ZM215 95V94H214ZM228 95V96H229ZM118 96V95H117ZM116 96V97H117ZM120 96V95H119ZM127 96V95H126ZM198 96V95H197ZM223 96H225V97H223V99L225 98V100L223 101V103H222V106H218L217 104V106L219 107L218 109L221 111L220 113L218 112H216L217 114V116H220L221 115V113L223 114H226L225 112H223V110L225 111V110H227L228 109V107H229V105L232 107L233 105H235V104H233L232 102H231V104L229 103L228 104V101L230 102V101H232V100H228V96L227 95H223ZM33 97V96H32ZM31 97V100L33 99ZM61 97V96H60ZM60 97H57V99L58 98H60ZM108 97V98H109ZM110 97V98H111ZM115 97V98H116ZM123 97V96H122ZM121 97V98H122ZM232 97H233V94H232ZM241 97V98H242ZM110 98L109 99H107L109 102H110ZM119 98V97H118ZM131 98V97H130ZM203 98L205 99V101L207 100V98H205V96H203ZM230 98H231V95H230ZM120 99V98H119ZM203 99V100H204ZM216 99H218V98H216ZM30 100V99H29ZM115 100H117V99H115ZM122 100V99H121ZM124 100H125V98H124ZM238 100V101H237ZM246 100H247V102H249L248 101V99L246 98L245 99V101H243L244 103L246 102ZM28 101V100H27ZM61 101V100H60ZM60 101H58V103L60 102ZM106 101V100H105ZM111 101L113 102V103H115V101H113V99H111ZM216 101V100H215ZM26 102V101H25ZM102 102V101H101ZM100 102V103H101ZM109 102H108V104H109ZM111 102V103H112ZM119 103H120V105L119 106H121V101H118ZM129 102H130V99H129ZM209 102V101H208ZM222 102V101H221ZM246 102V103H247ZM99 103V104H100ZM110 103V104H111ZM204 103H207V102H204ZM217 103V102H216ZM236 103V104H237ZM246 103H245V107H244V105H243V103H242V105L240 104V107L242 106V107H244L245 109H243V111L244 110H246L247 108V106H249V104H247V106H246ZM250 103V102H249ZM29 104V102H27V105ZM128 104V103H127ZM133 104V103H132ZM136 104H138V103H136ZM26 105V106H27ZM60 105V104H59ZM59 105H57V107L59 108ZM103 105H105V104H103ZM114 105H116L117 106V103H115ZM126 105V104H125ZM134 105V104H133ZM132 105V106H133ZM139 105V104H138ZM137 105V106H138ZM141 105H143V103L141 104ZM202 105V104H201ZM210 105V104H209ZM209 105H208V107H209ZM219 105H221V104H219ZM4 106H7L5 109H2ZM15 106H17V107H15ZM20 106V107H21ZM25 106V104L23 105V107L25 108V109H27V107ZM109 105H107V106H101V104H100V106H99V109H100V107H102V109L104 108V107H108ZM111 106H113V105H111ZM137 106H135V107H137ZM207 106V105H206ZM205 106V107H206ZM238 107H239V104L237 105ZM123 107V106H122ZM126 107V106H125ZM128 107V106H127ZM129 107H131L130 105H129ZM142 107V106H141ZM224 109H223V108ZM11 108V107H10ZM9 108V109H10ZM24 108H20V110H22L23 109V112L25 111L24 110ZM58 108H55V110H56V112H58L59 110V113H62L63 111H61L62 109H59L58 110ZM96 109L98 108V107H95ZM117 108V107H116ZM124 108V107H123ZM123 108L121 109V110H123ZM140 108V106L138 107V108H135L136 110L137 109H139ZM212 108V107H211ZM215 108H217V107H215ZM222 110H221V109ZM236 108V107H235ZM9 109H7V110H9ZM15 109L13 110V107L11 108V110H9V112L11 111L12 112V110L15 112ZM29 109L31 110V107H29ZM79 109V108H78ZM96 109H94L95 111H96ZM107 109V108H106ZM111 111H112V109H114L115 110V107H112V108H109ZM120 109H116L117 111L119 110L120 111ZM131 109H133V107L131 108ZM135 109L134 110H130L129 108L126 110V109H124L123 110V112H124V116H123V118L121 117V114L119 113V112H116L115 113V115H116V118L118 117V115H119V117H121L122 119H118V120H120V122H124V117H125V122H124V125H121V126H124L123 127V130H121V133L119 134V135H116L117 137H102V135L100 136L99 135V133H95V135L93 136V134H92V137H95L96 139H99V137H102L101 139H99L98 141H102V139H103V141L105 142L104 143V146H105V144H107L106 142H111V145H114L113 146V148L111 149V150H115L116 149V147L117 146H123V145H125V144H131V143H133V141L135 140V139H138L139 137H141L142 136V134L144 133V131H146V129H147V125H146V120H147V110H148V108L146 107V109H143V108H140L139 110H138V114H139V111H141L140 112V114L137 116V113H132L133 111H135ZM143 109V110H142ZM158 109V108H157ZM229 109H230V107H229ZM228 109V110H229ZM233 109H234V107H233ZM232 109V110H233ZM238 109V108H237ZM236 109V110H237ZM241 109V108H240ZM248 109H247V111H248ZM18 111H19V109H17ZM28 110V109H27ZM27 110L24 112V113H26L27 112ZM30 110H28V113L30 112ZM33 110H35V109H32V111ZM55 110L53 111L54 113H56L55 112ZM58 110V111H57ZM83 110H85V109H82V111ZM126 110V111H125ZM210 110V109H209ZM213 110V112H211L212 114L217 110V109H215V111H214V109H212ZM236 110L233 112V114L232 113H230L229 114V118H230V123L232 122L233 123V125H236V127L238 128V130H239V134L237 135V136H233L234 137V139L232 140H230V137H229V135L227 136L226 134H224V135H226L227 136V138L230 140L229 142L230 143H232V141H234V145H235V150L237 151V153L235 154V156L234 157H232V156H230V158H233V159H231V160H225V161H223L222 160V158H224V153H222L223 154V156L220 154V150L219 149H217V147L216 148H208L207 146H209V143L207 142V146H206V142L205 143H203L204 145H205V149H204V152H202L203 150H200V149H203L204 147H202V144H200L199 145V148H197V146H198V144L199 143H197L198 141L196 140V139H198V138H195V136L193 135V134H195V132L194 133H191L192 135H190V137L192 136V138L191 139H194V141H196L195 142V144L197 145H194V142L192 141L191 142V140H190V137H188L189 139H188V141L190 140V142L192 143V145H193V148H194V146L196 147V151H199V153L196 155V157H197V160L198 161H194V163L196 164V162L200 165L199 166V168H202V170H200V169H198L199 170V172L201 171L202 173L200 174L201 176L204 174V176H205V179H206V181H207V183L211 186V187H213V188H215V189H217V191L216 192H218V194L217 195H214V194H210L211 196H209V202L211 203V211L213 212V216L215 217V219L218 221V220H221V219H224L225 220V218H228V219H239V221L241 220V223L238 221L237 222V220H235V223L237 222V223H240L239 225H241L240 227L241 228H243L242 229V232H243V230L245 229V231L247 232V234L245 233V231H244V233L246 234H243V235H245V237L246 238H249L248 236H250L251 234L254 236V238H256V240H257V242L261 245V247H262V250H258L257 252H254V253H252L251 255H249V257L248 256H246V257H248L247 258V262H246V264H264V172L261 170V167H264V152L263 153H260L259 155L258 154H256V152H259V150L257 151L256 150V148H257V146H256V148L254 149V146H255V143H258V142H260L261 141V138H262V141H263V139H264V136H261L260 135V137H259V139H258V137H256V139H255V142L253 143L254 145L253 146H250L251 145V143H249L250 145H247L246 143H245V141L247 140H244V138L243 137H240L242 134L241 133H243V134H247L248 132H251V128H253L252 126H250V124L252 123L253 124V122H251L250 120H249V118L251 117H249V116H247V117H249V118H247L246 119V116L244 115L243 117H244V119L242 118V117H240L238 114V116L237 115H235L236 114ZM32 111L30 112L31 113V115H32ZM79 111V110H78ZM81 111V112H82ZM86 112H87V110H85ZM85 111H83V113H81V114H84V112ZM94 111V112H95ZM107 111V110H106ZM110 111V112H111ZM130 111H132L131 113H130ZM158 111V110H157ZM202 111H203V108H202ZM211 111V110H210ZM230 111V110H229ZM228 111V112H229ZM246 111V112H247ZM251 111H249V112H251ZM1 112V111H0ZM8 112V114H9V116L11 115L12 117H13V119L14 118H16L17 119V117H18V114H19V112H22V111H19V112H17V117H16V112L14 113V114H10ZM37 112V113H36ZM36 112H33V113H36L39 117L41 116V115H39L38 113H39V110H37ZM42 112H44V111H42ZM41 111H40V114L42 113ZM77 111H75L74 113H76ZM97 113H99L98 111H96ZM95 112V113H96ZM109 112V111H108ZM108 112H106V113H108ZM109 112V113H110ZM114 112V111H113ZM121 112V111H120ZM123 112H121L122 114H123ZM159 112H160V110H159ZM207 112V111H206ZM209 112V111H208ZM6 113H7V111H6ZM5 113V114H6ZM13 113V112H12ZM23 113V114H24ZM27 113V114H28ZM46 113H48L49 114V112H46ZM59 113H57V115H59ZM74 113H72L73 115H75ZM79 113V114H78ZM77 114H78V116L77 117H74L73 115V117L74 118H80V123H82L81 121H83L82 120V118H83V115H81L82 116V118H81V116H80V112H78ZM88 113V112H87ZM91 113H92V111H91ZM91 113H88V115H91ZM95 113H92L93 115L95 114ZM101 113V112H100ZM99 113V114H100ZM104 113V112H103ZM106 113H104V114H106ZM108 113V114H109ZM119 113V114H118ZM158 113V112H157ZM210 113V114H211ZM235 113V114H234ZM237 113H244L245 114V111L244 112H242V110H241V112H239L238 110H237ZM7 114V115H8ZM20 114H22V113H20ZM19 114V118L21 117V115ZM27 114L25 115V117L27 116ZM51 115H53L52 113H50ZM49 114V115H50ZM103 114V115H104ZM111 114H113L112 112H111ZM109 115V117H110V119H111V117H113V119H115L116 120V118H115V115ZM118 114V115H117ZM134 114H136V115H134ZM156 114V112L153 114V115H155ZM159 114V117H162V115H160L161 113H158ZM158 114H157V116H158ZM207 114V113H206ZM209 114V113H208ZM210 114L208 115V116H210ZM212 114H211V116H212ZM219 114V115H218ZM257 114V115H256ZM1 115V114H0ZM2 115L4 116V114L2 113ZM1 115V116H2ZM6 115V116H7ZM13 115H15V117L13 116ZM29 115V114H28ZM35 114H33V116H34ZM84 115H86L87 116V114H84ZM93 115H91V116H93ZM100 115H102V114H100ZM134 115V116H133ZM214 115V114H213ZM215 115V116H216ZM243 115V114H242ZM2 116V117H3ZM10 116V117H11ZM23 116V115H22ZM30 116V115H29ZM45 117H47V119H49L50 118V116L48 117L47 116V114L46 115H44ZM94 116H97V114L96 115H94ZM105 116V115H104ZM164 116V115H163ZM207 116V118H209ZM211 116H210V120H212L211 119ZM215 116H212V117H215ZM223 116V115H222ZM226 116H227V114H226ZM1 117V118H2ZM8 117V116H7ZM28 117V116H27ZM26 117V118H27ZM42 117H43V115H42ZM42 117L40 118V119H42ZM44 117V118H45ZM85 117V116H84ZM97 117H99V115L97 116ZM109 117L107 118V120L109 119ZM151 117H152V115H151ZM155 117V116H154ZM0 118V119H1ZM9 118V117H8ZM22 118V117H21ZM31 118V117H30ZM94 118V117H93ZM100 118V117H99ZM156 118H158V117H156ZM222 118V117H221ZM221 118L220 117H218V119L215 117L214 119L215 120H213L214 122H216V119H217V126L219 127V120H221ZM227 118L228 117H226V119L225 120H227ZM252 118L253 117H251L250 119L252 120ZM255 118V117H254ZM13 119H11V120H8V123H10L9 121H12ZM15 119V120H16ZM25 119V118H24ZM23 118H22V120H24ZM29 119V118H28ZM34 119V118H33ZM46 119V118H45ZM51 119V118H50ZM54 119V118H53ZM75 119V120H76ZM96 119V118H95ZM93 120V122H95V124L97 125H99V123H101V122H97V121H102V120H104V118H100L99 120H98V118L96 119V120ZM155 118H152V120L154 121V123H156L155 121L156 120H154ZM162 118L161 119H159V121L160 120H163ZM167 119V120H168ZM257 119V120H258ZM6 120L7 119H5V117H4V119L2 120L1 119V121H0V132H1V129L2 130H7V126L8 125H6L7 124V122H6ZM19 121L21 120V119H18ZM17 120V122H19ZM37 120V119H36ZM71 120V119H70ZM75 120H71V123L69 122V121H67V122H69L70 124H72L73 122H75ZM85 120V119H84ZM105 120H106V118H105ZM117 120V121H118ZM122 120V121H121ZM168 120V121H169ZM253 120V121H254ZM14 121V120H13ZM25 121V120H24ZM38 121V120H37ZM37 121H35L36 122V124H37V126H38V123H37ZM46 121V120H45ZM77 121V120H76ZM86 121V120H85ZM87 121H90V118H89V120H87ZM116 121V122H117ZM158 121V122H159ZM222 121H223V119H222ZM229 121H228V123H229ZM248 121H250L251 123L249 124V122ZM20 122H22V121H20ZM66 122V123H67ZM78 122H79V120H78ZM78 122H76L77 124H79ZM115 122V121H114ZM119 122V121H118ZM150 122H151V120H150ZM162 122H166V120L165 121H162ZM211 122V121H210ZM255 122V123H256ZM12 123H15L16 124V122L14 121V122H12ZM12 123H10V126L12 125ZM39 123H41L40 121H39ZM48 124H49V121L47 122ZM46 123V124H47ZM84 123V122H83ZM160 123H161V121H160ZM212 123V122H211ZM221 123H223V122H221ZM224 123H225V121H224ZM229 123V124H230ZM231 123V124H232ZM254 123V125H256ZM14 124V125H15ZM19 124H23V123H19ZM36 124H34V127L33 128H35V125ZM45 123H43V125H44ZM87 125H85V126H88V128H90L89 127V124H91L90 122L89 123H86ZM123 124V123H122ZM158 124V123H157ZM166 124V123H165ZM167 124H169V123H167ZM166 124V125H167ZM215 124L216 123H212V125H214V127H215ZM229 124H227L228 126H224V127H228L227 128V130L228 129H231V127L232 126H229ZM41 125H42V123H41ZM74 125H76L75 123H74ZM92 125V124H91ZM96 125H94L95 127H96ZM98 125H97V127H98ZM152 126H154V125H156V124H151ZM150 125V127H152ZM159 125V124H158ZM161 125V124H160ZM159 125V128L161 127ZM162 125H164V124H162ZM166 125L165 126H163V129H165L164 127H166ZM171 125L169 124V127H171ZM173 125V126H174ZM226 125V124H225ZM13 126V125H12ZM36 126V127H37ZM46 126V125H45ZM50 126V128H51V126H53V124L51 125H49ZM210 126V127H209ZM222 125L220 124V127H221ZM14 127V126H13ZM15 127H17L18 128V126H17V124H16V126ZM14 127V128H15ZM21 127H23V126H21ZM21 127H20V129H21ZM24 127H25V125H24ZM24 127H23V129H24ZM43 127V126H42ZM46 127H48V125L46 126ZM40 128V124H39V131L40 130H42V132L40 131V133H42V135H43V133L44 132H46V131H44L43 132V129L44 130H48L49 128ZM69 127L71 128V125H69ZM69 127H66V128H69ZM77 127V126H76ZM83 127V126H82ZM154 127H156V126H154ZM151 128V130H153V129H155V128ZM223 127V126H222ZM222 127H221V129L220 128H217V132L218 131H220V132H222V130H224V127H223V129H222ZM230 127V128H229ZM251 127V128H250ZM6 128V129H5ZM32 128V130H34ZM38 128V127H37ZM37 128H35L36 130V132H37ZM54 128V127H53ZM65 128V127H64ZM80 128V127H79ZM175 128V127H174ZM178 128H175L176 130L175 131H177L178 130ZM212 128V127H211ZM226 128H225V130H226ZM235 127H233L232 129H231V131L234 129ZM20 129L17 131L18 133L17 134H14V133H12L13 135H18L21 131H23V129L20 131ZM72 129H74L73 127H72ZM76 129H78V128H76ZM76 129H74V130H76ZM87 129V128H86ZM92 128H90V130H91ZM214 129V128H213ZM218 129H220V130H218ZM259 129V128H258ZM260 129H259V131H260ZM11 130V129H10ZM12 130H13V128H12ZM16 130V129H15ZM15 130H14V132H15ZM74 130H71V132L73 133V131ZM149 131V132H151L152 133V131ZM172 131H173V128L171 129ZM182 130V131H181ZM227 130H226V132H227ZM235 130H236V128H235ZM243 130V131H242ZM253 130H255V129H253ZM257 130V129H256ZM38 131V132H39ZM69 131V130H68ZM84 130H82V132H83ZM99 131L101 132L102 130H100L99 129ZM116 131V130H115ZM229 131V130H228ZM231 131H229L230 133V135L233 133V132H231ZM13 132V131H12ZM66 130L64 131V133L66 134ZM70 132V133H71ZM78 132V134H80V131H77ZM106 132V131H105ZM111 132V131H110ZM112 132H114V131H112ZM186 132V133H187ZM213 132H214V130H213ZM237 132L238 131H236V133L235 134H237ZM241 132V133H240ZM6 133L7 134H5V135H9L8 133H10L9 131L7 132L6 131ZM64 133H63V135H64ZM69 132H67V134H70ZM70 134V136L72 137V135L74 134ZM84 134H85V131L83 132ZM87 133V132H86ZM104 133V132H103ZM107 133V132H106ZM119 133V132H118ZM117 133V134H118ZM190 133H188V135L190 134ZM223 133L224 132H222L221 134V136H223ZM252 133V132H251ZM251 133H249V134H251ZM3 134V137H6V141H0V142H3V143H6L8 140H7V136H4V132L2 133ZM66 134V135H67ZM77 134V133H76ZM112 134V133H111ZM175 134V133H174ZM180 134V133H179ZM206 134V135H205ZM212 134H214V133H212ZM211 134V135H212ZM216 134V133H215ZM241 134V135H240ZM253 134V136H254V132L252 133ZM252 134L250 135L252 138L251 139H254V137L252 136ZM11 135V134H10ZM65 135V136H66ZM80 135H83L82 133L80 134ZM79 135V136H80ZM113 135V134H112ZM150 134H147V136H149ZM178 135V134H177ZM181 135H184V133H181L180 134V139H182L183 138V140H185L187 137V135L185 134L184 135V137H186L185 139H184V137H182ZM240 135V136H239ZM12 136V135H11ZM10 136V137H11ZM68 136V135H67ZM66 136V138H68ZM74 136V135H73ZM146 136V138L148 139V137ZM153 137V135L151 134L150 135V137ZM175 137H176V134L174 135ZM193 136H194V138H193ZM217 136H218V133H217ZM221 136H219L220 138H221ZM232 136V135H231ZM242 136H244V135H242ZM245 136H247V135H245ZM13 137H16V136H13ZM18 137V136H17ZM71 137H69L68 139L69 140H71ZM76 137V136H75ZM75 137H72V140H74L73 138H75ZM81 137V136H80ZM92 137L90 136V140L92 139ZM149 137V138H150ZM196 137H197V135H196ZM199 137V138H200ZM208 137V136H207ZM207 137H205V139L204 140H206V138ZM212 137H213V135H212ZM216 137V136H215ZM218 137V138H219ZM223 137H225V136H223ZM232 137V138H233ZM0 138H2V137H0ZM64 139V141H66V140H68V139ZM94 138V139H95ZM179 138V137H178ZM178 138H176L177 140H178V142H179V139ZM211 138V137H210ZM217 138V137H216ZM227 138H226V140H224L223 138H221V140L220 139H218V141L220 140V144L218 143L217 145H221V143H225L224 141H227L228 142V140H227ZM248 138H249V136H248ZM3 139H5V138H3ZM8 139H9V142H10V138L8 137ZM77 139H78V137H77ZM82 139V138H81ZM154 139V138H153ZM153 139H151V140H153ZM207 139H209V138H207ZM213 139H215V138H213ZM250 139V138H249ZM13 140H14V138H13ZM68 140V141H69ZM85 140V139H84ZM84 140H80V142H82V141H84ZM88 140V139H87ZM85 141V142H89V140L88 141ZM139 140V139H138ZM203 140V139H202ZM217 139H215V141H216ZM222 140H224L223 142H221ZM67 141V142H68ZM94 142H97V140H93ZM148 141V140H147ZM182 141V140H181ZM188 141H185V142H188ZM200 141H201V138H200ZM213 141V140H212ZM211 141V142H212ZM15 144H16V138H15ZM14 142H11V144H13ZM74 141H69L68 143L70 144L69 146L71 147V145H72V147H74L76 144L77 145H81V144H79V141H78V143L77 142H74ZM84 142V143H85ZM92 142V141H91ZM90 142V143H91ZM146 142V141H145ZM149 142V141H148ZM150 142H152V141H150ZM201 142H204V141H201ZM200 142V143H201ZM210 142V141H209ZM211 142H210V146L214 143H212L211 144ZM8 143V142H7ZM6 143V144H7ZM74 144V146H73V144ZM76 143V144H75ZM100 143V142H99ZM99 143H96V145H94V146H97V145H99ZM102 144H103V142H101ZM100 143V146H102V144ZM180 143V142H179ZM191 143H190V145H191ZM215 143H217V142H215ZM229 143V144H230ZM2 144V143H1ZM5 144V145H6ZM10 143L9 144H7V145H11ZM14 144V145H15ZM92 144H93V142H92ZM134 144V143H133ZM180 144H182V143H180ZM184 144V146H186V143H183ZM182 144V145H183ZM187 144H189V143H187ZM264 144V143H263ZM2 145H4V144H2ZM2 145H0L1 147H2ZM4 145V146H5ZM6 145V146H7ZM203 145V146H204ZM216 145V146H217ZM225 145H227L226 143H225ZM247 145V146H246ZM91 146H93V145H91ZM93 146V148H95ZM184 146H182V147H184ZM189 146V145H188ZM188 146H186V147H188ZM215 146V145H214ZM0 147V148H1ZM11 147H12V145H11ZM67 149H68V144H67ZM99 147V146H98ZM181 147V148H182ZM185 147V148H186ZM213 147V146H212ZM224 147V146H223ZM222 147V148H223ZM263 147H264V145H263ZM262 147V148H263ZM3 148V147H2ZM4 148H6V147H4ZM92 148V147H91ZM219 148V147H218ZM237 148V149H236ZM70 149H72V148H70ZM96 149V148H95ZM183 149V148H182ZM221 149V148H220ZM223 149H225V148H223ZM229 149V148H228ZM97 150H99L100 151V147H99V149H97ZM96 150V151H97ZM186 150H187V148H186ZM190 150V149H189ZM195 150V149H194ZM222 150V149H221ZM227 150V149H226ZM225 150V151H226ZM200 151H201V153H200ZM224 151V150H223ZM256 151V152H255ZM190 152V151H189ZM194 152V151H193ZM232 152V151H231ZM233 154H234V152H232ZM232 153H230V154H232ZM114 154V153H113ZM126 153H124V152H121V153H118V155L117 154H115V155H111L112 157H116V156H118L119 158H120V156L122 155V156H124ZM190 154H191V152H190ZM226 154H228V152H226ZM225 154V155H226ZM232 154V155H233ZM120 155V156H119ZM188 155V154H187ZM193 155H194V153H193ZM221 155V156H220ZM258 155V156H257ZM110 156V158H112ZM228 156V155H227ZM226 156V157H227ZM114 157V158H115ZM189 157V156H188ZM187 157V158H188ZM222 157V158H221ZM117 158V157H116ZM190 159V158H189ZM194 159V158H193ZM105 159L103 158V157H101V158H97V160H94V161H89V162H84V163H82L80 166L81 167H79V168H77L78 169V171H76V173L74 174L75 175V181H73V183H71L70 185H68V187H66L65 188V190H67V191H73L72 193H73V195L75 194L76 196H78V199L80 200V201H82L84 198V196L85 195H83L82 196V198L83 199H81V198H79V196H81L84 192H85V190L87 189L88 190V188H86V185H84L83 183H84V181H85V183L87 184L88 183V180L89 181H91V180H94V179H98V175H100V174H98V173H100V172H95V171H93L90 175H85V174H87V173H89L90 171H89V168L90 167H96V166H99V163H102V162H105L106 163V161H104ZM107 160V159H106ZM196 160V159H195ZM187 161V160H186ZM169 162H171V160L169 161ZM92 163H94V164H92ZM166 163H168V161L166 162ZM173 163V162H172ZM189 163V162H188ZM173 164H175V163H173ZM176 164H177V162H176ZM186 164V163H185ZM164 165L165 166H167L165 163H164ZM189 165V164H188ZM197 165V164H196ZM170 167L172 166V164H170L169 165ZM181 166H182V163H181ZM202 166V167H201ZM111 167V166H110ZM114 167V166H113ZM115 167H117V166H115ZM168 167V166H167ZM173 167H175V166H173ZM194 167H195V165H194ZM175 168H179V166L177 165V167H175ZM174 168V169H175ZM187 168H188V166H187ZM105 169H107V168H105ZM111 168H108L106 171L108 172V170H110ZM173 169V170H174ZM186 169V168H185ZM197 168H195V170H196ZM104 170V169H103ZM112 170H113V168L110 170L111 172H112ZM171 170V169H170ZM178 170V169H177ZM176 170V171H177ZM179 170H180V168H179ZM188 170V169H187ZM198 170H196L195 172L197 173L196 174V177L198 176V178H199V176L200 175H198ZM99 171V170H98ZM184 172H185V170H183ZM204 171V172H203ZM107 172H106V174H107ZM171 172H173L172 170H171ZM225 172H228L229 174L231 173V177L230 178H226L225 177ZM104 173H105V171H104ZM103 173V174H104ZM110 173V172H109ZM174 173H178V171L177 172H173L172 174H174ZM102 175V174H101ZM100 175V176H101ZM201 178V177H200ZM181 179V178H180ZM188 179V178H187ZM192 179V180H191ZM191 181H193V177H191ZM100 180V179H99ZM165 180H167V179H165ZM164 180V181H165ZM239 180H242V181H244V183H245V186H246V188L247 189H249V191H250V194H252V196H254V198H255V203H253L254 204V206H250V203L248 204L247 202L248 201H246V203H244V202H242L243 200H239L238 201V199L236 198V196H237V193H236V188H235V185H234V183L236 182V181H239ZM87 181V182H86ZM96 181V180H95ZM94 181V183H96ZM159 181H161L160 179H159ZM162 181H163V179H162ZM200 181V180H199ZM203 181H205V180H202V181H200V182H197V183H205V182H203ZM91 182H93V181H91ZM90 182V183H91ZM100 182H101V180H100ZM168 182V181H167ZM179 182V181H178ZM186 182H187V180H186ZM185 182V183H186ZM189 182V181H188ZM43 183V182H42ZM41 183V184H42ZM89 183V184H90ZM162 183V182H161ZM165 183V182H164ZM184 183V182H183ZM193 183H194V181H193ZM192 183V184H193ZM44 184V183H43ZM91 184H93V183H91ZM166 184V183H165ZM207 184V185H208ZM160 186H161V184H159ZM167 185V184H166ZM165 185V186H166ZM188 185H191L190 183L189 184H187V186ZM47 186V185H46ZM91 186H93V185H91ZM164 186V187H165ZM176 187H177V184L175 185ZM174 186V187H175ZM173 187V186H172ZM184 187H185V185H184ZM190 187V186H189ZM189 187H186V188H188V190L190 189ZM196 187V186H195ZM194 186H193V188H195ZM181 188H182V185H181ZM186 188H185V190H186ZM4 189V188H3ZM41 189V188H40ZM44 190H45V188H43ZM42 189V190H43ZM90 189H92V187L90 188ZM14 190V189H13ZM13 190H11V191H13ZM17 189H15V191H16ZM41 190V191H42ZM86 190V191H87ZM170 190V189H169ZM196 190V189H195ZM213 189H211L210 191H212ZM167 191V190H166ZM181 191V190H180ZM189 191H191V189L189 190ZM214 191V190H213ZM4 192H5V190H4ZM18 192V191H17ZM16 192V193H17ZM40 192V191H39ZM45 192V191H44ZM162 193H163V191H161ZM160 192V193H161ZM197 192V191H196ZM215 192V193H216ZM11 193V192H10ZM34 193V192H33ZM32 193V194H33ZM68 193V192H67ZM165 193V192H164ZM163 193V195H165ZM167 193H168V191H167ZM172 193V192H171ZM177 193V192H176ZM182 193V192H181ZM180 193V196L181 195H184V193L183 194H181ZM191 193V192H190ZM194 193V192H193ZM7 194H9V193H7ZM12 194H14V193H12ZM20 194V193H19ZM37 194V193H36ZM39 194V193H38ZM66 194V193H65ZM68 194H70V193H68ZM85 194V193H84ZM170 194V193H169ZM197 194H198V192H197ZM196 194V195H197ZM10 195V194H9ZM14 195H16V196H18L17 194H14ZM161 195V194H160ZM175 195V194H174ZM185 195H187L186 193H185ZM190 195V194H189ZM189 195H187V196H189ZM23 196V195H22ZM30 196V195H29ZM29 196H27V197H29ZM5 197H7L6 195H5ZM15 196H13L12 197V195H11V198L8 196V198L9 199H12V198H14ZM26 197V195L23 197V198H25ZM31 197H32V195H31ZM31 197H30V199L29 200H31ZM45 197V196H44ZM44 197H43V199H44ZM74 198H75V196H73ZM86 197V196H85ZM164 197V196H163ZM175 197H177V196H173V198H175ZM179 197V196H178ZM41 198L42 197H40V196H37L36 198H34V200H32L33 202H32V204L31 205H29V206H27L25 209H24V211H23V209H22V211H23V217L21 218V225H20V229H19V231H18V235H17V237L14 239V242H12V248H13V251L15 252V255H16V258H17V260H18V262L20 263V264H30V252H31V243H32V239H33V235H34V232H35V226L37 225V219H36V213H38L39 211L37 210L38 208H40L39 206L42 204V202H41ZM65 198V197H64ZM71 198L72 197H70V200H71ZM181 199H183L182 198V196L180 197ZM248 199L250 198V197H247ZM33 199V198H32ZM164 199V198H163ZM176 200H177V202H179L178 201V199L177 198H175ZM190 199V198H189ZM198 199V198H197ZM240 199V198H239ZM5 200H6V198H5ZM14 199H12V202H16V201H13ZM27 199H25V201H26ZM29 200H27V202L29 201ZM65 200V199H64ZM69 200V199H68ZM74 200V199H73ZM247 200V199H246ZM253 201H254V199H252ZM7 201H9V200H7ZM6 201V203H8L7 205H9V202L11 201H9V202H7ZM77 201V200H76ZM201 201V200H200ZM250 201V200H249ZM5 202V201H4ZM22 202H24V201H22ZM64 202V201H63ZM78 202V201H77ZM159 202V201H158ZM163 202V201H162ZM41 203V204H40ZM68 203H69V201H68ZM75 203V202H74ZM167 203V202H166ZM179 203H181V202H179ZM209 203V204H210ZM11 204H13V203H11ZM17 204V203H16ZM22 204V203H21ZM21 204H20V206H19V209H17L18 207H16L15 206V208H16V211L18 212V210H20L21 211ZM65 205L67 204V202H65L64 203ZM71 204H73L72 202H71ZM80 204V203H79ZM156 204H157V202H156ZM176 204V203H175ZM253 204H251V205H253ZM25 205H26V203H25ZM56 205V204H55ZM81 205V204H80ZM79 205V206H80ZM158 205H159V203H158ZM11 205H9V207H10ZM51 206H54V203H53V205H51ZM176 206H177V204H176ZM250 206V207H249ZM13 207V206H12ZM23 207V206H22ZM73 207V206H72ZM85 207V206H84ZM54 208V207H53ZM74 208H75V206H74ZM81 208V207H80ZM83 208V207H82ZM169 208V207H168ZM172 208H174V207H172ZM10 209H12L11 207H10ZM55 209V208H54ZM79 209V208H78ZM50 210V209H49ZM74 210V209H73ZM72 210V211H73ZM80 210V209H79ZM152 210H154V208L152 209ZM158 210V209H157ZM15 211V212H16ZM21 211V212H22ZM53 211V210H52ZM55 211V210H54ZM57 211V210H56ZM67 211V210H66ZM151 211V210H150ZM149 210H148V212H150ZM14 212V211H13ZM14 212V213H15ZM60 212V211H59ZM58 212V213H59ZM65 212V211H64ZM74 213H75V211H73ZM72 212V213H73ZM79 212V211H78ZM20 212H18L17 214H19ZM54 213V212H53ZM63 213V212H62ZM74 213H73V215H74ZM84 213V212H83ZM85 213H87V212H85ZM151 213L152 212H150L149 214L151 215ZM66 214H67V212H66ZM81 214V213H80ZM96 214V213H95ZM95 214H92V211H91V215H92V217H93V215H95ZM148 214V215H149ZM156 214V213H155ZM155 214H152L151 216L149 215V218H152V216L153 215H155ZM10 215H11V211H10ZM38 215V214H37ZM64 215V214H63ZM98 215V214H97ZM15 216H17V215H15ZM36 216V217H35ZM53 216H55V215H53ZM61 216V215H60ZM88 216V215H87ZM156 216H157V214H156ZM158 216L160 217V215L158 214ZM157 216V217H158ZM11 217H13V216H11ZM47 217V216H46ZM64 217V216H63ZM90 217V216H89ZM95 217V216H94ZM49 218V217H48ZM51 218H53V217H51L50 216V220L48 221L47 220V224H48V222H51V223H49V224H52V225H50L51 226V229H52V226H53V224L55 223V222H57V220L54 222V220H51ZM55 218V217H54ZM59 217H57V219H58ZM91 218V217H90ZM88 219L87 221H86V223H89L88 221L89 220H91V219ZM14 219V218H13ZM47 219V218H46ZM87 219V218H86ZM147 219V218H146ZM145 219V220H146ZM155 219V220H154ZM154 219H152L150 222L151 223H153L154 221H158L159 219H161V218H155L154 217ZM18 218H17V223L19 224V222H18ZM59 220V219H58ZM154 220V221H153ZM149 221V220H148ZM178 221V220H177ZM190 221V220H189ZM192 221V220H191ZM225 221H227V220H225ZM229 221V220H228ZM243 221V222H242ZM41 222V221H40ZM52 222H54V223H52ZM59 222H61L60 220H59ZM58 222V224L59 225H63L62 223L60 224ZM64 222V221H63ZM143 222V220L141 221V223ZM145 222V221H144ZM179 222V224L181 223V220H179L178 221ZM233 222V221H232ZM65 223V222H64ZM84 223H85V221H84ZM90 223H92L91 221H90ZM149 222H147V220H146V224H148ZM150 223V224H151ZM154 223H156V226L160 223V220H159V223H157V222H154ZM154 223H153V225H154ZM186 223H188V222H186ZM186 223H184V225L186 224ZM191 223V222H190ZM190 223H188V224H190ZM193 223V222H192ZM196 223V222H195ZM225 223H227V222H225ZM236 223V224H237ZM145 223L143 224V225H146ZM178 224V223H177ZM194 224V223H193ZM192 224V225H193ZM233 224V223H232ZM54 225H57L56 223L54 224ZM149 225V224H148ZM148 225H146V226H148ZM183 225V223H182V225H178V226H184ZM196 225H197V223H196ZM230 225H231V222H230ZM235 225V224H234ZM49 226V225H48ZM48 226H47V228H48ZM186 226V225H185ZM189 226V225H188ZM188 226H186L187 227V230L189 231H186V232H188V234L189 233H191L190 232V230L188 229ZM191 226V225H190ZM189 226V227H190ZM197 226H199V225H197ZM201 226V225H200ZM199 226V227H200ZM211 226V225H210ZM227 226H229V225H226V227H224L223 229H225V230H227ZM57 227V226H56ZM55 227V228H56ZM60 227V226H59ZM63 227H64V225H63ZM152 228L151 227V225L150 226H148L147 228ZM154 228H153V230H155V229H158V226H157V228H155V226H153ZM160 227V226H159ZM201 227H204V226H201ZM236 227V226H235ZM235 227L233 228V229H235ZM240 227H238L237 226V228H239L240 229ZM54 228V229H55ZM58 228V227H57ZM184 228V227H183ZM183 228L181 227V231L183 232ZM207 228H212V227H206V229ZM228 228H230V226L228 227ZM50 229V230H51ZM185 229V228H184ZM213 229V228H212ZM216 229V228H215ZM214 229V230H215ZM15 230V229H14ZM50 230H48V231H50ZM70 230V229H69ZM147 230H149V229H147ZM151 230V229H150ZM159 230V229H158ZM158 230H156L157 232H158ZM203 230H205V228L203 229ZM202 230V231H203ZM216 230H218V229H216ZM229 230V229H228ZM227 230V231H228ZM46 232V230H44L43 229V232ZM205 231H207V230H205ZM209 231V230H208ZM219 231V230H218ZM218 231H215L216 232V234H217V232ZM230 231H231V228H230ZM230 231H228V232H225L224 230H223V234L225 235V233L228 235V233L230 232ZM235 231H237V230H235ZM42 232V233H43ZM44 232V233H45ZM51 232H52V230H51ZM152 233H153V231H151ZM150 231L148 232V233H151ZM157 232H154L155 234H154V236L155 235H157V234H159L160 233V231L157 233ZM185 232V231H184ZM204 232V231H203ZM211 232V231H210ZM210 232H207V233H210ZM212 232H214V231H212ZM225 232V233H224ZM238 232H240V231H238ZM237 232V233H238ZM242 232H240V233H242ZM248 232H250V234L248 233ZM41 233V234H42ZM43 233V234H44ZM200 233H202V232H200ZM232 233V231L229 233V234H231ZM235 235H237V233H235V232H233ZM232 233V234H233ZM13 235H14V233H12ZM40 234V235H41ZM47 234V233H46ZM184 234V233H183ZM182 234V235H183ZM188 234H187V237H188V239H186V240H188L189 241V236H188ZM199 234V233H198ZM203 234V233H202ZM206 234V233H205ZM213 234V233H212ZM219 234H220V232L218 233V237H220L219 236ZM222 234V233H221ZM220 234V235H221ZM12 235V237H14ZM181 235V238L183 237ZM185 235H186V233H185ZM195 236L196 234H194V233H192L191 234V236L190 237H192V236ZM208 235H211V234H208ZM227 235H225V236H227ZM235 235L233 236V235H231L232 237L231 238H233V237H235ZM248 235V236H247ZM1 236V235H0ZM42 236V235H41ZM46 236V235H45ZM158 236V235H157ZM160 236V235H159ZM158 236V237H159ZM201 234L197 237L198 239H199V241L198 242H200V244H202V242L200 241L201 239ZM205 236V235H204ZM203 236V237H204ZM215 236V235H214ZM237 236H239V238H243L244 236H242L241 234H238ZM236 236V237H237ZM42 237H44V236H42ZM81 237V236H80ZM180 237V236H179ZM200 237V238H199ZM210 237H212V236H210ZM218 237H216L215 236V238H218ZM229 237H230V235H229ZM245 237L243 238L245 241L247 240V239H245ZM252 237V236H251ZM2 238H3V236H2ZM5 238H6V236H5ZM9 238V237H8ZM82 238V237H81ZM85 238V237H84ZM193 238V237H192ZM191 238V239H192ZM196 238V237H195ZM196 238V240H198ZM205 238V237H204ZM202 239V241H204V243H206V241H209V239H210V242H208L209 243V246H208V250H209V252L207 251V253H205L206 254V261L207 262H209L211 259L213 260V257L214 256H216L217 255V252H218V241H216V240H214V238H213V240H211L212 238H209V239H207V240H205V239ZM206 238H208V236L206 237ZM227 239H220L222 242H224L225 240H228V236L226 237ZM238 238V237H237ZM219 239V238H218ZM235 239V238H234ZM3 240H5V239H1V241H3ZM46 240V239H45ZM183 240V239H182ZM238 240V239H237ZM240 241H241V239H239ZM0 241V242H1ZM10 241V240H9ZM83 241V240H82ZM187 241V242H188ZM192 241V240H191ZM193 241H194V239H193ZM192 241V244L194 243ZM220 241V242H221ZM244 241V242H245ZM3 242H5V241H3ZM186 242V241H185ZM184 242V243H185ZM186 242V243H187ZM226 242V241H225ZM234 242V241H233ZM243 242V241H242ZM7 243H8V245L10 244L8 241H7ZM7 243L6 244H4V245H6V246H8L7 245ZM35 243V242H34ZM44 243V242H43ZM80 243V242H79ZM182 243V242H181ZM191 242H188V244H190ZM195 243H196V241H195ZM195 243H194V245H195ZM238 243V242H237ZM2 244V243H1ZM0 244V245H1ZM40 244H42V240H41V243ZM84 244V243H83ZM88 244V243H87ZM90 244H92V243H90ZM98 244V243H97ZM191 244V245H192ZM220 244V243H219ZM222 244H224V243H222ZM228 243L226 242V245H227ZM233 244V243H232ZM236 244V243H235ZM239 244V243H238ZM244 244V243H243ZM246 244H249V243H246ZM3 245V244H2ZM3 245V246H4ZM82 245V244H81ZM206 245V244H205ZM6 246H4V247H6ZM89 246V245H88ZM96 246V245H95ZM187 246V245H186ZM199 247H201L200 245H198ZM248 246V245H247ZM250 246V245H249ZM11 247V246H10ZM97 247V246H96ZM206 247V246H205ZM220 247V246H219ZM221 247H225L224 245H222ZM81 248H84L83 247V245L81 246ZM86 248V247H85ZM194 248V247H193ZM196 248V247H195ZM194 248V249H195ZM202 249H203V247H201ZM200 248V250H202ZM231 248V247H230ZM248 248V247H247ZM6 249H8L9 250V247L8 248H6ZM224 249V248H223ZM241 249V248H240ZM240 249H239V251L238 252H240ZM7 250V251H8ZM191 250V249H190ZM204 250V249H203ZM252 250H254V249H252ZM252 250H250V251H252ZM4 251H5V249H4ZM97 251V250H96ZM185 251V250H184ZM205 251V250H204ZM104 252H105V250H104ZM192 252V251H191ZM224 252H225V250H224ZM247 252V251H246ZM9 253V252H8ZM82 253H84V250H83V252ZM98 253H99V251H98ZM103 253V252H102ZM181 253V252H180ZM187 253V252H186ZM196 253H198V252H196ZM232 253V252H231ZM243 253V252H242ZM110 254V253H109ZM179 254V253H178ZM192 254V253H191ZM230 254V253H229ZM247 254H249V253H247ZM2 255V254H1ZM0 255V256H1ZM3 255H4V253H3ZM7 255V254H6ZM95 255V254H94ZM104 255H107V254H104ZM184 255V254H183ZM182 255V256H183ZM222 255V254H221ZM86 255L84 254V257H85ZM89 256L91 257L92 255L91 254H89ZM89 256H87V257H89ZM120 256V255H119ZM180 257H181V255H179ZM192 256V255H191ZM196 256V255H195ZM198 256V255H197ZM223 256V255H222ZM231 257H234L233 255H230ZM6 257V256H5ZM12 257V256H11ZM111 257L113 258V256L111 255ZM187 257H188V255H187ZM186 257V258H187ZM9 258V257H8ZM7 258V259H8ZM186 258H185V261H186ZM215 258V257H214ZM6 259V258H5ZM87 259V258H86ZM197 259H198V257H197ZM216 259V258H215ZM229 259V258H228ZM10 260H12L11 258H10ZM14 260V259H13ZM92 260V259H91ZM182 260V259H181ZM195 260V259H194ZM203 260H205L204 258H202V264H203ZM244 260V259H243ZM112 261L114 262V260L112 259ZM215 261V260H214ZM218 261V260H217ZM228 261V260H227ZM236 261V260H235ZM234 261V262H235ZM150 262V261H149ZM199 262H201V261H199ZM230 262H231V260H230ZM229 262V263H230ZM238 262V261H237ZM95 263H97V261L95 262ZM98 263L99 264H101L102 262H99L98 261ZM109 263H110V261H109ZM128 263H129V261H128ZM133 263V262H132ZM132 263H130V264H132ZM181 263V262H180ZM183 263V262H182ZM188 263V262H187ZM187 263H185V264H187ZM205 263V262H204ZM218 263V262H217ZM217 263H215V264H217ZM220 263V262H219ZM16 264H17V261H16ZM113 264V263H112ZM143 264V263H142ZM188 264H190V263H188ZM194 264V263H193ZM199 264V263H198ZM206 264V263H205ZM221 264V263H220ZM223 264V263H222Z\"/></svg>", "mask_w": 264, "mask_h": 264}]
</instances>
